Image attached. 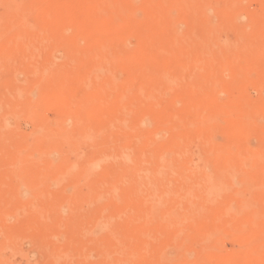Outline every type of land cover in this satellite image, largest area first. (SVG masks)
I'll list each match as a JSON object with an SVG mask.
<instances>
[{"label":"bare ground","instance_id":"obj_1","mask_svg":"<svg viewBox=\"0 0 264 264\" xmlns=\"http://www.w3.org/2000/svg\"><path fill=\"white\" fill-rule=\"evenodd\" d=\"M10 1L13 2V0H6V2H5L6 4L4 6V7H6L5 12L3 11V14H6V15H3V17L4 16L6 17L5 22L7 23V25H5V27L6 26L11 27L10 25L12 24V22H13V25H15V26H18V25L24 26L25 25V23H24V18H25L24 16L25 15H22L24 17L23 19L21 18V14H20L21 19L17 18V15L19 13L18 7L17 8L15 7L16 9H14L13 5H11V7L13 9L12 8L8 9V4ZM65 1L66 0H64V2ZM67 1H68V3H63V4H66V5H63V8H64V6H66L67 8H69V7L71 8L72 6H74V4L71 5L73 3V1H72V3L69 0H67ZM92 1H94V0H90L91 4H93ZM110 1H108V3ZM134 1H135V3L132 0V2L135 5L137 1L136 0H134ZM142 1H140V2H142ZM147 1H145V2H147ZM149 1L150 2L148 4L151 3V5H149V6H147L148 4H146L143 1V3H139L142 6H139V4H136V5H138V7L135 6L134 8L133 7L130 8L129 10H131L132 12L130 13V11H129V16H128L129 18H128L126 15L128 11L126 12L125 10L129 7L130 3L128 4L127 0H120V1L118 0V2L122 3V5H120L122 8H119L117 5L119 3L116 0L115 1L113 0L112 1L113 5H115L116 4L115 2H117L116 7L119 8V9H117V8H115V6L112 5L115 8V11L117 12V10H118V13H119V14L118 13L116 14V12L114 11V8H113L112 9L113 15L115 16V14H116L117 17L115 16V18H116V20H119L118 24H121L123 22L130 23L131 21H135L137 19L136 16L137 15L139 16V13L141 10H144V12H146L147 14L144 13L143 17H145V14H146V15H148L149 18H151L150 20L155 19V21H156L159 19L160 15L164 16L165 14H167L166 13L167 9L177 8V7H180L181 5H182V7H184L186 5V4L184 5L181 3L182 0H167L168 5L167 4L163 5V2H167L166 0L165 1L164 0H162V1L158 0L159 1L158 3L161 5L162 10L164 11L162 14H159V13H161V12H159L161 10L157 7L158 3H157V6L156 7L154 6V8L152 9L151 6L153 7L152 2H154V1H152V2H151V0H149ZM185 1L187 2V5H186L187 7H191V8L197 9V10L204 7L203 11L206 7V3L210 2V0H188V1L184 0V2ZM211 1H213V0H211ZM228 1H231V0H228ZM233 1L240 2L239 0L238 1L233 0ZM233 1H231L232 3L228 2L229 3V7H228L229 11L227 10V6H225L226 2L224 3L225 8L223 7L222 10L218 9L217 12H219V15L217 14V12L215 13V15L217 14V16H219L220 18H218L216 16L215 18L217 19V21H215L214 17H212L211 14H209L208 12L206 14L204 12L205 15L203 13V17L201 19L200 25L198 24L199 21H198V23L197 22L193 23L194 21L192 22V24L194 26L196 23L198 24V25L196 24L197 30H195V31L190 30L191 32L189 34L188 39H181L182 42H180V44L178 46L179 48L176 47V48L180 49V51L182 50L183 62L181 65H180V63L174 64L175 61H172V62L170 61V64H169V62H168L169 58L167 59L164 56L165 60H167V62L164 61L166 63L165 66L167 64H169V65H167L165 67V69L164 68L162 69L161 64H157V66L160 65V69H162L163 71L159 70V75H157V76L155 75L156 73H154L155 78L153 75H149L147 80H145V81L142 80V81H140L141 83H138V84H136L135 81L132 80V82H133L132 83L133 85H132V84H130L131 81L128 80L130 76H128V79L125 80L122 84L119 82V86L122 85L121 87L118 86V80L114 76L115 74L111 71V70L114 71L113 66H115V68H116L115 59H114L115 65H113L112 63H111V65H109V67L110 66L112 67V68L110 67L111 68L110 71L108 70L109 69L108 64L110 62H114L112 60H113V58H115L117 56V51L119 52L118 54H121L120 52L122 50L120 49V47L117 46L120 49V51L115 47L116 49L114 50V52H115L114 53L112 51L113 46L110 45L111 46L110 47L108 45L109 47H104L106 42L103 43V41L105 40V38L103 41H101L102 42L101 47H103V48L100 47V49L98 50L99 52L95 49L96 51L94 52V54L98 52L97 53L98 55H94L95 57L92 56L91 62L89 60H87L86 58H83L84 56L82 57L81 60H80V57H81L80 56L79 60L75 62L77 56L75 58L72 56V58H69L66 61L67 67H66L65 72L63 73V70L65 69L62 66L63 64L60 63L57 65L56 62L59 59L58 57L61 56V55H58L61 53V52L59 53V51L64 49L67 52V50L69 49L68 46H66L67 47L66 48L64 46L57 45L54 48H52V50L51 49L46 50V48H49L48 44H46L47 47H45L46 45L44 44V46H43L44 48L42 46H39L40 44L39 45L36 44L37 39L40 37V34L39 33L35 34V32L33 34H30L29 32H31V31L28 30L27 28H30V27L32 28V26H30V25L28 26V24L26 25V26H28L27 28L23 27V29H21L22 28L21 27L20 30L18 29V32H16V33L12 32L13 37L16 36L18 38L17 40L20 39V41L23 42V44H21V45L19 44L20 48H19V46L16 47L14 45L16 49L19 48V52H20L19 56L21 55V60L26 61V59H29V64H27V65H29L30 68L32 69L31 70L32 74H35V73L38 74V72L40 73L38 75H41L39 78V81H41V82H39V81L38 82L41 83V87L43 85H45L44 87H46V86L48 88L50 87L49 91H52V89H56L55 88L56 86L54 88H52L55 84L59 87V88L57 87V90H54V92H56V91L60 92L61 91L60 92L61 94L60 93L58 94V92H56L55 96L56 97L58 96V100L56 101L55 107H57L56 108L57 116H59L58 114H60L61 116H60V120H59V122H57V124H56V121H52V122H55L56 125L46 123L47 119L49 117L48 114L44 117V119L43 118L41 119L42 113H44V109H43L44 107L43 106L46 107L45 103H41V102H43V100L39 101L40 104L36 106L37 102L33 101V98H32L33 95H32V97H30L31 98V100H30L29 97L24 93V91L20 87H17V86L16 87L13 86V88H12L13 92H11V93H13L14 100H13V104H11V107H6L4 110H2L1 109L2 103L0 102V131H2V132L4 130L6 131V129L11 127L10 126L11 119L13 117L16 118L17 115L20 117V113H21V115L30 116L31 121L33 118L35 120V122H37V124H36L37 131L36 132H38V133H36V135L32 139L22 140L23 141L22 143L19 142V143H21L20 145L17 143L16 149L13 150L14 153L11 152V153H13V155L10 154V155H12L11 158L9 156V159L12 160V162H10V163L11 164L13 163V165L15 166V170H16V167H19L21 170L20 169H19L20 171L17 170L19 172V175H17V179H16L17 181L13 182L11 184V188L9 187L12 190L8 189L10 192L9 194H11V196L9 198L10 199L9 203L5 204L4 206H2L3 208L0 209V222L8 223L11 215H12L11 217L14 216L13 218L15 219L14 225L11 224L12 225L11 235L8 237V241L5 240L4 243H2V244L0 243V264H9L8 260L10 258L6 259L5 256H3V254H2V250L4 249V247L9 245V244H12V245L15 244L19 238L21 239L20 236L22 234L24 235V234H27L28 232H30V228H31L32 223L33 224L36 223L35 225L40 226V228H45L48 225V221H51V220H49V218H50L49 214L50 213L54 217L53 220L58 219V217H60L61 218L60 228L58 225H56V227L58 226L57 228H59V231L58 232L55 231V233L53 232V234H57V236H58V234H61L60 229H62V227H63V223H62L63 219L65 220L67 218V215L72 216V215H75V214L83 211V208H82V210L80 208L81 206L84 205L83 203H86V205H88V207L89 206H91V207L95 206L96 212L94 214L91 213V217H89L88 221L85 220L87 223L85 222L84 227L81 226L82 227L81 231L84 228V232H83L84 236L79 238L78 244L82 245V244L88 243V242L93 243V241L96 239H97L96 241H98L101 238H99L100 236H98L99 233L98 234L95 233V227L100 228V231H101L102 229H106L107 226L111 227L115 223H117V225H118V222L115 220L116 217H114L115 215L113 214V216H112L111 212L112 211L117 212L120 210L121 205L124 204V203H121L122 198H124V202H126V204H124V206H126V208L128 207L127 203H130V204L137 203L139 206V209L137 208V212H138V210H139V212L137 214L135 212L132 213L133 215H134V213H135V215H137V216H134V218H132V221H133L132 223L135 222L134 225L136 226V228L140 229V230L138 229V231L142 230L141 233L139 232L140 235L142 234L143 231L153 229V228H157L163 232L164 231L166 232V233L164 232L165 235H164V233L162 234L164 237H166V234H168V236H171V238L179 240L178 241L179 249L177 246H176V248L178 250L175 249L176 250L175 252L177 254L173 253L175 256L172 254V252H171L172 250L170 251L172 256L171 255L169 256L164 251L167 250L166 249L167 245L170 248L171 247L173 248V246L175 247L177 241L172 239L171 240L172 243H171V241L168 240L173 246H171V244H169V242H166L168 244H165L163 246L165 250H161L163 252L160 253L159 250L163 249V248H160V246H162V244H158V240L157 241L155 240L154 245H159L158 248L153 247V248L157 249L158 253L160 254V256H159V254H157L159 256L157 258L158 262H159L158 264H210L211 263L210 260H212L210 258L211 256H213L212 257L213 259H215V258L219 259V260L215 259L216 261L218 260V262H216L217 264H245L244 262L248 259L251 260V258L253 259V261L255 260V264H264V171H263L264 170V141H263L264 139L261 138V141H263V144L260 146L259 149H255V147H253V145H251V144H250V146H252L254 149H251L248 145H244V146L241 145L242 146L241 147L237 143V141H235V144L236 143L238 144L236 146L233 143L230 145H225L224 143H222L223 140L218 141V142L222 143V144L221 143L219 144L218 142H216L217 140H215L216 136L214 134V130L216 128V132H217V130H219V128H220L219 126H221V124L224 122V120L226 119V121H227L229 119V118L227 119V115L229 116L230 114H227L225 116L226 118H224V120L222 119L223 121L219 120V118L221 119L224 117V114H226V112H228V111L230 112L231 110L229 109V107H228V109L226 108L229 105H227L224 102L227 105L225 107L227 110L226 112L224 111V108L222 111H221L222 108L221 109L218 108L217 111L216 110L207 111V110H205L206 107L204 106V103H203L205 96H207L208 94L209 95H208V97H206L207 100L205 102L209 101V98H213L215 95L218 96V94L224 93V92H222V88H223L224 84L221 87V89H218L219 84H217V85L215 84V83L219 82L218 80H215L218 82L213 83L214 89L211 88V91H214V92L216 89V92H215L216 94L209 91L211 86L209 87L208 84H211V82H210V80H208L209 79L208 75L210 73L212 75L213 72H215V71L217 72L218 70H221V69L224 70L225 65L230 62L229 53L232 52L233 50H236L237 48L239 50L243 51V49L246 48V45L249 42L251 44V41H249V40L252 39L251 38L252 35H255L256 38H258V35H256V34H258V32L256 33V30L252 29L253 31H255V33H251V34L246 33V30H245L246 24L240 25V22L244 21L241 19V14H240V12L243 14V10H244L243 7L244 6H241L242 1L240 2V5L238 3L236 4L235 2L233 3ZM262 1H264V0H262ZM262 1H261V4L264 3ZM16 2H17L16 0H15V2H13L14 5ZM85 2L83 3V1H82L83 4H85ZM103 2L107 3V0H104ZM103 2H102V4H103ZM156 2H154V3H156ZM13 3H11V4H13ZM56 3L57 2H55V4H54V2H53L54 5H57ZM106 3H105V6H106ZM108 3H107V5H108ZM110 3H109V5H110ZM228 3H227V5H228ZM67 4L69 5V7ZM83 4H82V7L80 4L79 5L80 9L79 8L78 9L79 10L82 9V10L87 12V10H85L86 7H84ZM102 4H100V5L102 6ZM209 4H212V2ZM234 4H236L235 8L236 7L239 8L238 6H240L243 10L242 9L239 10L237 8L233 9V10H236V12L233 10H230V7L232 9L233 8L232 6H234ZM3 5H1V6H3ZM22 5L20 4V7ZM50 5L51 4H49V6ZM95 5L98 6L97 4H95ZM216 5H217V3H216ZM258 5L260 6V3ZM86 6H88L87 8L89 9V13H90L91 9L89 8V5H86ZM96 6H95V8H96ZM112 6H108V7L111 8ZM186 6L183 9L186 10ZM219 6H220V4H219ZM221 6H223V5H221ZM23 7L24 6H22V8ZM43 7H46V6H43ZM92 7L94 8V6H92ZM263 7H264V5H263ZM97 8H99V7H97ZM149 8H151L153 11L154 10L155 11L153 12ZM156 8H158V9H156ZM49 10H50V7H49ZM82 10L80 11L81 13H78V16L75 15L76 18H74V19L76 20V23L78 21L80 22V20L82 19L81 17H84V16H82L84 14V13H82ZM177 10L180 11L181 9L178 8ZM68 11H65V12H67V14L69 13V16L67 14H66L67 16H65L64 15L65 12L64 13L62 12L63 14L59 17L58 20H60L61 22H64V21H62V18H63L62 16L64 15V18L65 17L71 18V19L66 18L68 20V22H69V20L71 22H73L74 16L70 17L72 15L70 14L71 12H68ZM100 11L101 10H99V11L97 10L96 12H98V14H99ZM109 11L111 12V10H109ZM176 11H174V12H176ZM182 11L180 12V15L176 14V13L173 14V16H175V15H178V16H176L175 18H170V19H173L172 23H171V20L169 19L171 24L169 25V23H168V26L173 27L172 30L174 32H176V30H174V28L176 29V27H177L178 19L187 16L185 11L184 10H182ZM231 11H233V12H231ZM20 12H22V11H20ZM31 12H29V13H31ZM59 12H61V10ZM96 12H94L93 14H95ZM114 12H115V14H114ZM174 12H172V13H174ZM195 12H196V10H195ZM57 13H58V11H57ZM72 13L75 14L76 12L75 13L72 12ZM87 13H85V15ZM142 13H143V11H141V14ZM98 14H95V16L99 17L100 14L99 15ZM141 14H140V18H141ZM239 14H240V17H239ZM261 14H264V13L261 12ZM49 15H51V14H49ZM120 15L124 18V20L120 19L121 18ZM29 16H30V14H29ZM221 16H222V19H221ZM250 16L253 17L255 15H250ZM77 17H79V18L77 19ZM91 17H92V14H91ZM105 17H104L105 22L103 21V23H105V24H103V26H102V31H104V30L106 31V29H105L106 27L104 25H106V22L108 24V21L105 20ZM143 17H142V22L145 19V18L143 19ZM148 17L146 16L145 20H147ZM259 17H263V15H259ZM2 18H0V19H2ZM95 18H97V17H95ZM125 18H128V19H125ZM238 18H240V19H238ZM187 19H189V18H187ZM237 19H238V21L239 20H241V21L238 22ZM262 19H264V17L261 18V20ZM31 20H35V17H33V19H31ZM248 20H249V17H248ZM2 21H3V19H2ZM52 21H54V19ZM82 21H84V20H82ZM93 21H95V20L93 19ZM96 21H97V19H96ZM99 21H100V19H99ZM109 21H110V19H109ZM155 21H154V23H155ZM5 22H3V23H5ZM15 22H16V24H15ZM144 22L146 24L144 26H147V28H148L149 23H146L147 21H144ZM149 22H150L149 25H151L152 21H149ZM156 22H158V21H156ZM236 22H237L238 26L240 25L239 26L240 28L237 27V29L239 28V29L243 30L245 28L244 29L245 32L240 31L238 29V31H240L239 34L236 35L235 38L233 36L232 37L233 40H231L229 43H227L230 40L229 37H228L229 40L228 41L226 40L227 41L226 43L221 42L223 40V37H222V40L219 41L218 36H220L221 33H218V32L219 31L221 32V29L223 30V27L224 28L226 27L225 30H227L228 29L227 27H230V26L236 27L237 25L236 26L234 25V24H236ZM17 23H18V25H17ZM60 24L57 23V26H60ZM70 24H74V23H70ZM70 24H68V26ZM111 24H109L108 26L111 28H112V26L117 28V25L115 26L114 21H112ZM133 24L138 26L139 23H137V24L133 23ZM231 24H233V25H231ZM1 25H3V24H1ZM62 25H64V24L62 23ZM93 25L95 26V24H91L92 27H93ZM242 25H244V28L243 27L241 28ZM15 26H13V27L16 28ZM108 26H107V30L109 28ZM141 26L142 25L140 24V27ZM166 26H167V24H166ZM179 26H180V23H179ZM194 26L192 28L191 27L190 28L194 29ZM198 26H199V28H198ZM247 26H248V24H247ZM2 27H0V28L2 29ZM40 27H41V25H40ZM62 27L66 28V26H62ZM14 28H12L13 31H16L17 28L16 29H14ZM56 28L59 29V27H56ZM95 28L97 29V27H95ZM103 28H104V30H103ZM134 28H135V26H134ZM168 28H167V30H168ZM4 29H7V27ZM32 29H34V28H32ZM40 29L41 28H39L38 30H40ZM61 29L59 30L60 32H61ZM114 29L110 30V33H112V34H110L108 36L112 37L113 32H111V31H114ZM117 29H120V27ZM117 29H115L116 30L114 32L115 35H113V36L117 35L116 34ZM133 29L131 30V28H127V30H125V28H124L123 29L124 32H122L123 30H120L121 33L118 34V36L119 35L124 36V34H125V36H127V38H129V37L132 38V36H137L136 31H135V33H133L134 35L129 36V37H128V34H126L125 31L130 32V30H131V32H133ZM170 29L171 28H169V30ZM178 29H177V31L179 32ZM43 30H44V28H43ZM43 30H41V31H43ZM55 30H57V29H55ZM134 30H136V29H134ZM167 30H165V27H164V31H167ZM8 31L10 32L12 30H8ZM64 31L62 30V32H64ZM92 31L90 32V34L92 33ZM105 31H104V33H105ZM187 31H188V29H187ZM6 32L7 31H5V33H3V34L1 32V34L6 35ZM44 32H45V30H44ZM55 32H58V30ZM94 32L95 31H93V33ZM108 32H109V30H108ZM167 32L170 33L171 30L167 31ZM167 32L166 33L163 32V34L165 33L167 35L168 34ZM228 32L230 33L231 30ZM180 33H181V31H180ZM184 33H186V32H184ZM1 34H0V36H1ZM42 34H41V36H42ZM67 34H69V33H67ZM96 34H102L101 30H100V33H96ZM96 34H94V35H96ZM103 34H102V36H103ZM147 34L145 33L144 35L147 36ZM247 34H249V36H247ZM94 35H92V36H94ZM263 35L261 38L259 37L261 40H264ZM104 36H106V35L104 34ZM108 36H107V38H108ZM165 36H163V37H165ZM228 36H231V35L228 34ZM248 37H250V38L247 40ZM9 38H10V36H8V39L5 40V45L9 41ZM40 38H41V41L43 39L47 40L46 37H43V39H42V37H40ZM92 38H95V37H92ZM98 38H100V37L98 36ZM98 38L96 37L97 42L99 40ZM117 38L118 39H116V42L119 41V43H120V42L124 41L123 40L124 37L122 39L123 41L120 40L121 38H119V37H117ZM151 38L152 37H150V42H148V43H151ZM51 39L53 40V38H51ZM139 39H141V37ZM147 39H149V38H147ZM147 39H146V41H148ZM260 39H259V41H260ZM13 40L15 41V38ZM100 40H102V39L100 38ZM142 40H143L142 42L140 41L141 43L135 42V46L136 45L138 46V44L140 45V46H138L141 49L140 53H139V50H137V48H138L137 46H136L137 47L136 50H133L134 46H132L131 48L128 47L131 49L130 51L133 52V55H135L134 51L137 54L139 53L138 54L139 58L142 57V56L140 57V55H141V51H142V47L144 46V43H145V46H149V44L145 41L144 38H142ZM82 41L83 40H81V42ZM106 41H109V40H106ZM259 41L257 43H260V45H261L263 42L262 41L259 42ZM49 42H50V40H49ZM255 42L256 41L254 40V43ZM42 43H44V42H42ZM45 43H47V41H45ZM99 43H100V41L98 42V44ZM119 43H117V44L119 45ZM98 44H97V46L99 47ZM163 44L161 43L160 45H158V48L161 47V45H163ZM16 45H17V43H16ZM125 45L126 44L124 43V46ZM171 45H174V44H171ZM262 45H264V44H262ZM80 46H83V45H80ZM97 46H96V48H97ZM4 47H6V46H4ZM1 48H2V45L0 46V58L2 59V58L6 57V60H8V59L10 60V56H9V58H7L9 53L7 54L5 52L6 50H4V49L1 50ZM15 48H13V49H15ZM93 48H95V47L93 46ZM156 48H157V44H156ZM174 48H175V46H174ZM248 48L246 49V51L249 50ZM165 49L166 48L164 46V50ZM168 49H169V47H168ZM258 49H260V48H258ZM92 50L93 49L91 48V50L90 51L88 50V51L90 53L91 52L93 53ZM250 50L252 51V49H250ZM7 51H8V49H7ZM159 51L160 50H158V52ZM165 51H169V50H165ZM173 51H174V49H173ZM259 51H262V50L260 49ZM161 52L162 51H160V53H158V54L162 56ZM255 52H256V50H255ZM255 52H253V53H255ZM257 52L255 53V55H257L258 57L262 55L261 53L257 54ZM16 53H17V51H16ZM90 53L87 52L86 54L85 53L84 54L86 56H88V55H90ZM92 53H91V55H93ZM126 53H127V51L125 52V55H126ZM10 54H12V53H10ZM115 54H116V56H114ZM259 54H261V55H259ZM70 55H71V53H70ZM123 55H124V52H123ZM154 55H157V54L154 53L153 57H155ZM159 55H157V56H159ZM11 56H13V55H11ZM118 56L121 57V55H118ZM118 56H117V60L119 58ZM153 57H151V58L149 57V59L152 60ZM262 57L263 56H261V58ZM73 58H74L75 63L74 62L71 63V61H73ZM131 58H133V57H131ZM143 58L145 59V57H142V59ZM159 58H160V56H159ZM89 59H90V56H89ZM175 59H176V56L174 57V59H171V60H175ZM205 59H207V61H205ZM239 59H241V58H239ZM60 60H62V59H60ZM86 60L89 61V63ZM176 60H178V59H176ZM201 60H202V62L205 61L206 64L201 65ZM256 60L254 62H252V64L250 63L251 67L247 66V67L251 68L250 69L251 71L253 70L252 68H253V65H255V64L256 65H261V64L264 65V63L262 61H261V63L258 64ZM63 61H64V59H63ZM145 61L139 62L140 67L135 66V67H138V68H135L136 73L138 70H141L140 64L144 63ZM199 61H200V64H198ZM258 61L260 62L259 59H258ZM1 64L2 63L0 62V65ZM246 65H247V63H246ZM227 66H228V64H227ZM1 67L2 66H0V70H1ZM259 67L260 66H256L255 71H257L256 68L258 69ZM262 67H264V66H261L259 68V71H262L264 69ZM2 69H4V68H2ZM229 69L227 67V71ZM72 70L74 71V73L72 74V77L67 76L69 71H72ZM133 70L134 69H132V71H130V73H132V72L134 73ZM245 70H247V68ZM160 71H161V73H160ZM224 71H226V68ZM251 71H249V73H248V70L243 72L244 74L247 73V75L245 74V77L247 76L248 79H250V80H251V77H249V74L251 73ZM255 71L253 70V72H255ZM21 73H23V72L21 71ZM133 73L129 74V75H132V76L134 75V79H135L136 73H134V74ZM32 74H30V75H32ZM37 74H35L34 76L36 77ZM120 74H121V72H120ZM235 74L230 76V77L237 76V74L236 75ZM238 74H241V73H238ZM74 75H76V76H74ZM151 76H153V77H151ZM223 76H224V74H223ZM243 76L241 75V77H243ZM224 77H222V78H224ZM237 77H240V76H237ZM247 77H246V79H247ZM17 78H18V76H17ZM64 78H66L68 80H72V82L76 81V80H77V82L80 81V83H78L80 85L82 82L88 83L86 85L87 86L86 91L83 90V86L81 87V89L84 92L80 89V91H82V92L79 93L78 95L81 96L80 97L81 99L79 98V96L73 94L72 92L70 93L69 90H68V92H66L62 88V86H60V83L63 84V86L66 88V90H67L66 85H68L70 87V85L68 84L69 83L68 81H67L68 83L66 82L67 84L65 83L66 85L64 84V82H62ZM71 78H74L76 80L71 79ZM198 78H199V80H202V82H200V85L201 84L204 85L203 80L205 79L204 80L205 85L209 87V90L207 89L208 87H206L204 85V89H206V91L203 90V92L205 93V92L209 91L210 93L208 92V93L204 94L201 90V92H199L200 95L196 96L194 91H197V93H198V91H200V89L203 88V87H201L203 85L200 86L201 88L199 90H197V88H196V90H194V91H192L193 89L191 90L193 93L189 92V94H191V93L193 95L195 94L194 97H192L193 95L191 94V97L193 99L195 97L196 98L198 97L196 100H197V102L199 101V103L198 104L196 103L198 106H197V108L194 109V110H196V109L197 110L195 111V113H194V111L192 113L190 112L191 114L189 112H186L189 114L187 116L188 118H190L191 115H193V113H194L191 120L189 121L190 125H189V127H186V130L185 129L183 130V127L180 125L179 126L182 127V129L181 128L177 129V127H179V126L176 124H175L176 125L175 126L170 120V117L172 116V114L169 115V112L167 113V112L162 111V110H165V108H167V106L164 107L165 105H163V103L168 101L171 98V96L175 95L178 92V90L180 89V87H182V85L185 82L191 81L192 79L195 81V79H198ZM27 79H28V77H27ZM212 79H213V77H212ZM246 79H244V80L246 81ZM225 80H227V77L225 78ZM234 80H235V82H237L239 84L240 78H239V80H237V79H234ZM245 81L241 80V83L243 82L246 84L244 88H246L248 86L247 84L250 83L249 81H248V83H246L247 81L246 82ZM21 82H22V80H21ZM23 82H25V81H23ZM36 82L34 83L35 89H36V86H38V87L40 86V84H37ZM42 82L44 83L43 85H42ZM255 82H256V80H255ZM14 83H15V81H14ZM58 83H59V85H58ZM134 83H135V86L140 84L139 85L140 87L139 86H138L139 88L137 87L138 89L137 88H135L136 90L132 89L133 93L135 92L134 95L137 92L136 97L137 96H139V97L136 98L134 95L133 96L131 95V98L133 97L132 102H134L133 101L134 98L139 102L140 98H142L143 96L144 97L146 96L145 102H148V103L150 102V105L148 107L145 105L146 104L145 102L143 103L144 104L143 106H146V109L149 107L150 108L154 107V105H159L161 103H162L161 105H163L162 107H161V105H159L161 107L160 108L161 110L158 109V111L156 109L154 110V108H152L154 112L157 111L155 113L150 110L151 112H153L155 114V119H154L156 121L155 124L158 122L156 124V126L153 125L154 126L153 128H152V126H150L151 128H149V125L148 126L145 125L148 128H145V126L143 127V119L146 117V115L144 113H146V111L143 113L144 116L142 114V118H143V119L141 118L142 121L140 120V117H138V119L136 118V120H134L132 118L133 120L130 119L131 121H129V119L126 118V119H123V121L118 120L119 122L115 123V121H117V120H115L117 117L115 118V116L112 114V112L116 116L119 115V114L117 115L116 113L121 114L123 112L124 118H125V114H127L130 110H134V108H131V107H133L134 103L132 104L131 102L128 101L129 103L127 104V101H125V104H124L123 97L121 95L118 96V94L121 91H128L127 88L129 86V84L132 87V86H134ZM188 83H186V88L188 86L187 85ZM191 83H193V81ZM251 83H253V82H251ZM251 83H250V85H251ZM194 85H196V82L194 83ZM194 85L191 84L189 86H194ZM215 86H218V87H215ZM233 86L236 89H237V87H239V89H237V90L234 89L236 92L233 90L234 91L233 95H235V94L238 95L241 93L240 92L241 88H243L244 85L243 86H236V84L233 83ZM118 87L120 90L118 89ZM195 87H197V86H195ZM4 88H6V87H4ZM61 88L66 93L62 92L63 90H61ZM191 88H193V87H191ZM42 89H43V87H42ZM246 90H245V92H246ZM219 91H221L222 93L221 92L219 93ZM242 91H244V89ZM31 92L33 93L32 90H31ZM116 92H119V93H116ZM237 92H238V94H237ZM64 93L67 94V96H65ZM125 93L128 96L127 92H125ZM211 93H213L214 96ZM112 94H114V95L117 94L116 97H120V98L122 97L121 100L123 101V103H120L116 100L119 104H121L120 111H119V109H117L120 106L119 104H116L117 105V108H116L117 111H116V109L115 110L111 109V111L108 110V108H109L108 107L109 106L108 105L109 104L108 99L110 98V96H112ZM201 94L204 95V98H203V96H201ZM51 95L54 96L51 93L49 94V96L48 95L46 96V99L49 101V105H50V101L53 102V104H55L54 101H52L50 99ZM126 95L124 96L125 99H127ZM210 95H212L213 97ZM241 95H238V96H241ZM216 96H215V98H216ZM69 97L70 98L75 97V99L72 98V101L75 100L74 104L77 107L75 106V108H74V105L73 106L70 105V101H69L70 98ZM224 97H222V98H224ZM227 97L229 98V96H227ZM200 98L201 99L203 98V99L201 100ZM54 99L56 100V98H54ZM90 100H92V101H90ZM93 100L96 101V103H97L96 105H92L93 103L92 104L90 103V102H95ZM136 100H135V102H136ZM143 100H144V98H143ZM147 100H149V101H147ZM226 100H227V98H226ZM252 100H250V101H252ZM116 101H115V103H117ZM217 101H219V100H217ZM220 101H224V100L221 99ZM259 101L257 100V102L261 103V100H259ZM22 102H24V103H22ZM44 102H46L45 99H44ZM101 102L104 105L107 104V108H106L107 112H105V113L113 115L112 118L114 117V119H113L114 123L116 125L118 124L117 125V127H118L117 128L118 138H115V137L109 138L108 137L109 139H107L105 142V139H106V137H105V139L103 140L104 143L101 144L102 143L101 142L100 143L101 145L99 144L101 147L100 149H98L99 145L95 143L96 145H98L97 146L98 148L97 149L95 148L94 150H96V151L93 150L91 152V154L89 155V157L83 158L82 156H77L76 159L73 160L72 159L73 157H71V152L72 151L75 152V150L78 151V148H81V147H87L90 145L93 146L94 140L97 138L96 136L99 134V132H101V129L97 128L100 125L98 126V124H96L97 125V127H96V125H94V123H93L94 122L93 118H95V116H96L93 114H97L96 109L95 110L90 109V106L93 108L94 107L97 108L98 106H100ZM106 102H108V103H106ZM138 102H136L137 105L139 104ZM136 103H135V105H136ZM148 103H147V105H148ZM178 103H180V100H178ZM259 103H257V104H259ZM22 104H23V106H22ZM129 104H132V106ZM166 104H167V102H166ZM245 104H246V102H245ZM252 104H253V101L251 102V104L249 106L251 108L245 107V109H244V106H243V108H240V109H244V110H241L240 113L237 114V115H239V118H237L238 117L237 115L235 116V118H236L235 120L238 119L236 121L238 123H236L235 121H233L234 122L233 123L232 122L233 118L232 119L230 118L231 123H233L232 126H234V124H235V126H236V127L234 126L235 128L234 127L231 128L230 125L228 126L227 124L225 125L226 127H224V125L222 124L221 129H223L225 131V129L231 128L232 130L230 129V131L234 132V129L236 130V128H237L236 124H238V127L242 128V126H243V129L240 128L241 129L240 131H244V129L247 128V126H249L248 129L251 128L250 127L252 125L251 123H256L255 122L256 119L260 120V119L264 118V114H261V112H258L259 110L256 109L257 107H255V105H257V104H254V106ZM135 105H134V107H135ZM181 105H182V103H181ZM40 106H42V107H40ZM223 106H225V105H223ZM51 107H54V105H52V103H51V106L49 108H51ZM195 107H196V105H195ZM207 107L209 108L208 105H207ZM253 107H255V108L253 109ZM258 107L260 108V106H258ZM138 108H140V107H138ZM162 108H164V109H162ZM39 109H41L43 112H40L41 110L39 111ZM135 109H137V108H135ZM191 109H192V107H191ZM58 110H60V111H58ZM232 110H233V114H235V112H234L235 109H232ZM261 110L264 111V108L262 107ZM136 111L137 110L134 111L136 113V115L140 116V113L137 114ZM150 111H149V114L151 113ZM199 111H201V113H199ZM46 112L49 113L48 111H46ZM100 112H103V111H100ZM196 112H198V114H196ZM98 113H99V111H98ZM91 114L93 115L92 118H90ZM149 114H148V117H149ZM159 114L161 116H163L162 114H165L164 116L168 115V117L166 116L167 119H169V121H170V122L168 121V123H171V126L173 124V126H172L173 135H171L172 136L171 138H164L163 140H161L162 138L159 139V137H160V136H158L159 131L161 132L163 127L168 126L167 121L166 122H164L165 120L162 121L163 119H165V117L163 116L164 118H162ZM88 115H90V116H88ZM99 115L104 116L101 113ZM232 116H234V115H232ZM88 117L90 118V120ZM251 117H253V119ZM100 118H102V117H100ZM109 118H108V120L110 121L111 118L110 119ZM160 118H161L160 121L156 120V119H160ZM173 118H175V117H173ZM250 118L252 119L253 122L248 120L251 123L247 122V124H249V125H247L244 128L245 125H243V124L246 122L247 119H250ZM254 118H256V119H254ZM99 120L100 119L98 118V121ZM146 120L147 119L145 118V121ZM150 120L152 121V119H150ZM91 121H93V122H91ZM102 121H103L102 119L99 121L100 124ZM105 122H107V120ZM219 122H222V123L219 124ZM146 123H148V122L146 121ZM227 123L229 124V121ZM257 123H256V126L258 125V127H260V125H261V129H260L261 130L260 134H261L262 131L264 132V130H262V129H264L262 127L263 126L262 123L264 124V122H262V123L259 122V124H257ZM103 124L104 123L102 122V124H101L102 127H103ZM106 124L108 125V123H106ZM110 126H111V124H110ZM217 126H218V129H217ZM104 127H105V125H104ZM115 128H116V126H115ZM221 129L219 131H223ZM237 129L238 130H236V132L238 134L239 128H237ZM104 130H106V129L104 128ZM245 131H247V129ZM236 132H234L233 134H236ZM32 133H34V132H32ZM191 133H192L193 137L195 138L194 141L195 140L198 141V145H197L196 149L192 148V146L189 144L187 146V145H183L181 143V138L185 137V135H190ZM113 134H115V133H113ZM213 134H214V137H213ZM222 134L223 133L221 132L220 135H222ZM225 134H227V133H225ZM229 134H230V132H229ZM253 134H254L253 137H255V133H253ZM2 135H4V134H2ZM106 136H109V135H106ZM115 136H117V135H115ZM244 136H246V134H244ZM29 138H30V136H29ZM166 139L167 140L171 139V140H169V143H167ZM254 139L257 140L256 137ZM249 140H251V139H249ZM259 140H257V141L259 142ZM258 142H256V143H258ZM7 143H10V142H7ZM12 143H13V147H14L16 142H12ZM246 143H250V142H245V144ZM168 144L170 146H173L172 149H170L171 147H169V149L167 148ZM183 146L184 147L186 146V147L184 148ZM227 146H229V149ZM239 146H240V149H237L236 147H239ZM129 147L130 148L132 147L133 149L132 148L129 149ZM233 147H235L236 150ZM257 148H258V146H257ZM84 152H86V151H84ZM195 152L200 155L201 158L199 157V159L202 160V163H200L199 165L196 163L197 161L194 162L195 158L193 159V155L195 154ZM55 153H58V154L60 153L59 154L60 158L58 160H55L53 158ZM224 153L226 155H227V153L228 154L230 153V154L226 156V155H224ZM222 154L225 157L224 156L222 157L221 156ZM197 158H198V155H197ZM5 160H6V158H5ZM105 169H113L114 170V172H113L114 173L113 174L114 179H113V181L111 180V183L109 186L101 189L100 186H99V188L97 187L98 184H97V186L95 185V182H96L95 179H97L95 177L99 176V173H101ZM29 171H31V172H29ZM104 174L106 175V173H104ZM100 176H101V179H103L102 174ZM52 179L59 181V183L57 182L58 184H60V183L65 184L63 187H61L60 191L58 192L59 193V194H57L58 196L56 194H54V197H57V198H55V200H54L55 206H53L51 208L53 210H51L47 206V204L45 205V201H42L43 203L40 202L41 200L39 201V199H40L39 194H41V193H39L40 188L43 186V183H45V182L49 183L50 180L53 181ZM82 179L86 180V183L89 182L88 186H90V189H89V187H87V189L89 190L88 192L82 191V188H81V183H82L81 180ZM237 179L240 181L239 185L235 183V180H237ZM84 180H83V182H85ZM93 180H95V182ZM41 184H42V186L40 187ZM68 184H70V185L75 184L74 185V187H75L74 193L71 195L70 194L66 195V192H65V190L67 191L66 185H68ZM60 186H61V184H60ZM50 187H51V185H50ZM69 187H68V191H69ZM25 188L29 191V197H27L28 195L26 196L24 193ZM83 188H85V187H83ZM63 190L65 193L63 192ZM169 191L174 193V195H175V193H178V195L176 194L177 197H174L172 199H165V197L167 198L169 196V194H168V196H166L165 193L166 192L171 193ZM7 193H8V191H7ZM43 194L45 197V193H43ZM59 195H61L60 198H59ZM6 196H8V194ZM161 198L165 199V200H162ZM57 200H59L58 203H57ZM3 203L4 202H2V204ZM126 211H128V210H126ZM29 213H32L35 216L32 221L27 220V218L30 216H28V217L25 216V215H28ZM130 215L127 216V219H128V217H130ZM122 217L123 216H121V218ZM135 217H137V218H135ZM223 217L225 218L224 222L221 221L222 222L221 224L216 223L215 220L217 218H223ZM118 218H119V216L116 219H118ZM122 219L124 222L125 221L124 218H122ZM201 221H202V223L205 222L207 224V230L205 232V237L207 240L203 237L204 236V233H203L202 237L204 240H206V242L204 241L203 247L201 250H199V249L195 250V251H197L196 252L197 256H195V259H192V258H190V256H187L184 253V251H186L188 248V247H186L187 245L185 246L184 234L186 232H187V235L190 234L191 232L189 233L187 231L188 228H189V230L193 229L194 227H196V225H197L196 223H200V224H198L200 226H197V227H201V225H202ZM130 222H131V220H130ZM64 223H65V221H64ZM132 223H130V224L132 225ZM128 224H126L125 226H128ZM92 225L94 227H92ZM134 225H132V226H134ZM192 225H193V228H190ZM25 227H26V230L24 232L22 230ZM132 230H134V229L132 228ZM160 230H158V231L160 232ZM120 231L123 232V230H121V229H120ZM120 231H119V233H120ZM124 232H123V234H124ZM129 232L130 231H128L127 235L131 236V235H129ZM200 232H201V229L199 230V233ZM143 233H145L146 235H147V233L150 234L149 232H143ZM161 233L162 232H160V234L159 235L157 234V235H158V238L163 239V237H161ZM117 234H118V232H117ZM130 234H131V232H130ZM116 235L114 238H116L117 240L120 239L119 237L117 238L118 235L117 236ZM199 235H201V234H199ZM3 236L6 237L4 234H3ZM112 236H114V235H112ZM125 236L126 235L124 234L123 239L126 238ZM128 236H127L128 239L126 238L127 241L129 239L132 240V238L128 237ZM148 236L150 237V235H147V238L149 239ZM41 237H42V235H41ZM41 237H39V238H41ZM114 238L112 237V242L114 241ZM147 238H146V240H142V243L147 244V245L144 246V244H142V246L141 245L139 246L140 248L146 247V248H144V249H146L145 251H147V246H149L148 244H151V243H148L149 241L147 240ZM151 239H152V237H151ZM151 239H149V240H151ZM164 239H163V241H164ZM226 239H229L231 241L232 247H229V248H233V249H230V251L227 253H225L224 251L222 252V247L227 243ZM135 240L137 243L140 242L138 237H137V239L135 237ZM46 241H47V238H46ZM174 241L176 243H173ZM114 242L112 245L110 244V246L108 248L104 247V249H103L101 247L102 248V249H100L101 253L99 252L100 259H98L97 262H95L96 264H145V263L149 264V262H146V261L149 259L150 253L145 252V254H144L142 252L144 250L143 249L142 251H139V253L136 255L132 251V246L134 245L133 242L131 244L132 246H130V248H128V249L124 245V242L122 241V239H120L119 242L118 241H116L115 243ZM156 242H157V244H156ZM159 242L161 243L162 240H160ZM186 243L187 244L189 243L188 240ZM18 246H19V244H18ZM49 246H50V244H49ZM49 246H48V248H49ZM134 246H136V244ZM151 246L152 245H150V247ZM169 247H168V250L170 249ZM8 248H9V246H8ZM48 248H47V251L49 250ZM185 248H186V250H185ZM70 250L67 249L63 252L60 251L61 253L55 252L54 254H51V256L49 257V262H47V263L48 264H71L73 261V258H75V257H74V255L70 254V252H71ZM133 250H138V249H133ZM192 251H193V249H191L190 252L192 253ZM140 252H142V253H140ZM89 253H91V252H89ZM9 255H11V253ZM152 257L154 258L155 255L150 256V258H152ZM209 258H210V260H209ZM151 261H152V259H151ZM151 261H150V264H151ZM212 262H214V260ZM36 263H38V262H35L34 264H36ZM153 263L155 264V262H152V264ZM15 264H17V263H15Z\"/></svg>","mask_w":264,"mask_h":264},{"label":"rangeland","instance_id":"obj_2","mask_svg":"<svg viewBox=\"0 0 264 264\" xmlns=\"http://www.w3.org/2000/svg\"><path fill=\"white\" fill-rule=\"evenodd\" d=\"M4 1V2H3ZM17 2V4L19 5H17L16 3H15V5H14V3L13 2H15V0H13V2L12 1H10L9 2V4H8V9H10V8H12L11 7V5H13V7H14V9H16L17 7H18V10H19V13H18V15H17V18H20V14H21V18L23 19L24 17V23H25V25L24 26H20V25H18V23H17V25L18 26H15V25H13V22H12V24L10 25L11 27H9V26H6L7 27V29H4V28H6L5 27V25H7V23L5 22L6 21V17L4 16L3 17V15H6V14H3V11L5 12V8L6 7H4L5 6V2H6V0H0V18H2L3 19V21H2V19H0V27H2V29L0 30V34H1V32H2V34L3 33H5V31H7L6 32V35H2L1 34V36H0V46L2 45V48H1V50L2 49H4V50H6L5 52L8 54V57L7 58H9V56H10V60L8 61V60H6V57L5 58H0V62L2 63L0 66H2L1 67V70H0V102L2 103L1 104V109L2 110H4L6 107H11V104H13V100H14V96H13V93H11V92H13L12 91V88H13V86H17V87H20L23 91H24V93L29 97V99L31 100V98L30 97H32V95H33V101H35V102H37V104H36V106L37 105H39L40 103H39V101H42L43 100V102H41V103H45L46 104V107L45 106H43L42 104V106L44 107L43 109H44V113H42V116H41V119L43 118L44 119V117L48 114V119H47V122L46 123H48V124H52V125H56L57 124V122H59V120H60V114H58L59 116H57V113H56V108L57 107H55V105H56V101L58 100V96L56 97L55 95H56V92H58V91H56V92H54V90H57V85L55 84L52 88H54L55 86V88L56 89H52V91H49L50 90V87L48 88L47 86L46 87H44L45 85H43L44 83L42 82V87H43V89H42V87H41V83H39V82H41V81H39V78H40V76L41 75H38V74H40L39 72H38V74L37 73H35V74H37L36 75V77L34 76L35 74H32V72H31V68H30V66L29 65H27V64H29V59H26V61L24 62L23 60H21V55L19 56V54H20V52H19V48H20V46H19V44L21 45V44H23V42L22 41H20V39L19 40H17L18 38L16 37V36H14L13 37V34H12V32L14 33H16V32H18V29L20 30V28L21 29H23V27L24 28H27L29 25L30 26H32V28H34V29H32L31 27L30 28H27L28 30H30L31 32H29L30 34H33L34 32H35V34L36 33H39L40 34V37H42V39H43V37H46L47 38V40H45V39H43L42 41H41V38L39 37L38 39H37V42H36V44H40L39 46H44V44L46 45V44H48V47L49 48H46V50H49V49H51L52 50V48H54L55 46H57V45H59V46H64V47H66V46H68L69 47V49L67 50V52H66V50H64V49H62V50H60L59 51V53L60 54H58V55H61L60 57H58L57 59H58V61L56 62V64L58 65V64H60V63H62L63 65V67L65 68L64 70H63V73L65 72V70H66V67H67V65H66V61L69 59V58H72V56L75 58L76 56V60H75V62L76 61H78L79 60V57H80V60L82 59V57L83 58H86L87 60H89L90 62H91V60H92V56H94V55H98L97 53L99 52L98 50L100 49V47L102 46V42L101 41H103L104 40V38H105V40L103 41V43H105V46L104 47H109L110 45L111 46H113V52H114V50L117 48L119 51H120V49L122 50L120 53L121 54H118L119 52L117 51V56L118 55H121V57L120 56H118L119 58H118V60H117V56H116V54L114 55V56H116L115 58H113V60L112 61H114V59H115V61H116V68H115V66H113L114 68V71L113 70H111V68L109 67V65H111V63L113 64V65H115L114 63H115V61L114 62H110L109 64H108V70L110 71H112L114 74V76L116 77V79L118 80V86H119V82L122 84L125 80H127L128 79V76H130L129 77V79L128 80H130L131 81V83L130 84H132L133 82H132V80L133 81H135V83L136 84H138V83H141L140 81H145V80H147V78L149 77V75H153L154 76V78H155V75L157 76V75H159V70H161V71H163L162 69L164 68L165 69V67L167 66V65H169L170 64V61L172 62V61H175L174 62V64H179L180 63V65L182 64V62H183V54H182V50L180 51V49H178L179 47V44H180V42H182L181 41V39H188V37H189V34H190V32L193 30V31H195V30H197V25L199 24L200 25V23H201V19H202V17H203V13L205 12L206 14H207V12L209 13V14H211L212 15V17H214V19H215V21H217V19L215 18L216 16H217V14L219 15V12H217L218 11V9L220 10H222L223 9V7H224V5L225 6H227V10L229 11V9H228V7H229V3L231 2V1H233V0H231V1H228V0H213V1H211L210 0V2L209 3H211L212 2V4H209V3H206V7H205V9H204V11H203V8H201V9H194V8H191V7H187L186 5H187V2L185 1L184 2V0H182V4H186L185 6H186V10L185 9H183V8H185V6L184 7H182V5L180 6V7H177V8H173V9H167L166 10V13L167 14H165L164 16L163 15H160V17H159V19L158 20H156V21H158V22H156L155 21V19H153V20H150L151 18H149L148 17V15H146L147 13L146 12H144V10H141V11H143V13L141 14V11H140V13H139V16L137 17L136 16V20L135 21H131L130 23H125V22H123V23H121V24H118L119 23V20H116V18H115V16H116V14L118 13V10H117V12L115 11V8H117V9H119V8H122L120 5H122V3L121 2H118V0H116L119 4H117V2H115L117 5H118V7H116V4L115 5H113V0H107V3H108V1H110L109 3H110V5H109V3H108V5H107V3H106V6H105V3L103 2L104 0H94V1H92L93 2V4H91V2H90V0H69L71 3H72V1H73V3L71 4L70 2V4L71 5H73L74 4V6H72L71 8L69 7V5H68V7L69 8H67L66 6H64V8H63V5H66V4H63V3H68V1L66 0L65 2H64V0H16ZM22 1V2H21ZM52 1V2H51ZM82 1H83V3L85 2V4H83L82 3ZM97 1V2H96ZM115 1V0H114ZM120 1V0H119ZM128 1V4H129V7L125 10L126 12H127V17L129 16V11H130V13L132 12L131 10H129L130 8H134L135 6H137L138 7V5H136V4H139V3H143V1L145 2V1H147V0H136L137 2H136V4L134 5V3H135V1L133 0V2H132V0H127ZM133 3H131V2ZM140 1H142V2H140ZM152 1H154V2H156V3H154V2H152ZM162 1V0H161ZM165 1V0H164ZM167 1V0H166ZM188 1V0H187ZM229 3H228V2ZM238 1V0H237ZM240 2L242 1V5L241 6H244L243 7V9L240 7V6H238L239 8H237V9H242L243 10V14L240 12V14H241V19L242 20H244V21H241V20H239V21H241L240 22V25L241 24H246V29L244 28V25H242L241 26V28L243 27L245 30H246V33H255V31H253V30H256V33L258 32V34H256V35H258V38L260 37H262V35L264 34V19H262L261 20V18H263L264 17V14H261V12L262 13H264V7H263V5H264V3L263 4H261V1L262 0H239ZM20 2V3H19ZM39 2V3H38ZM49 2V3H48ZM53 2H54V4H55V2H57L56 4L57 5H54L53 4ZM101 2V3H100ZM102 2H103V4H102ZM150 1L148 0L147 2H145L146 4H148ZM151 2L153 3V7L151 6V8L153 9L154 8V6L156 7L157 6V3L159 2L158 0H151ZM184 2V3H183ZM215 2V3H214ZM226 2V3H225ZM235 1H233V3H234ZM240 2H235L236 4L238 3L239 5H240ZM253 2V3H252ZM262 2H264V1H262ZM11 3H13V4H11ZM30 3V4H29ZM47 3V4H46ZM59 3V4H58ZM62 5H61V4ZM102 4V6L100 5V4ZM121 3V4H120ZM161 3V2H160ZM168 3V1L167 2H163V5L165 4H167ZM180 3V2H179ZM216 3H217V5H216ZM220 4V6L221 5H223V6H219V4ZM222 3V4H221ZM225 3V4H224ZM227 3H228V5H227ZM232 3V2H231ZM260 3V6L258 5ZM4 4V5H3ZM20 4L22 5V6H24L23 8H22V6L20 7ZM44 4V5H43ZM49 4H51L50 6H49ZM81 4V7H82V4H83V6L84 7H86V9L85 10H87V12L86 11H84V10H82V13H84L82 16H84V17H81L82 19L80 20V22L78 21L77 23H76V20L74 19V18H76V16H78V13H81L80 11L81 10H79L80 9V7H79V5ZM95 4H99L98 6H96ZM132 4V5H131ZM162 4V3H161ZM209 4V5H208ZM236 4H234V6H232L233 8L231 9V7H230V10H233L234 8H235V5ZM1 5H3V6H1ZM59 5V6H58ZM62 7H61V6ZM86 5H89V8L91 9L90 10V13H89V9L87 8L88 6H86ZM115 6V8L113 7V6ZM134 5V6H133ZM149 5H151V3L150 4H148L147 6H149ZM162 5V6H163ZM168 5V4H167ZM262 5V6H261ZM10 6V7H9ZM32 6V7H31ZM43 6H46V7H43ZM48 6V7H47ZM57 6V7H56ZM92 6H94V8L92 7ZM95 6H96V8H95ZM108 6H112L111 8L110 7H108ZM139 6H142L141 4H139ZM260 8H259V7ZM4 7V8H3ZM16 7V8H15ZM49 7H50V10H49ZM60 7V8H59ZM97 7H99V8H97ZM161 11H159V12H161V13H159V14H162L164 11L162 10V7H161V5L158 3V6H157ZM182 7V8H181ZM218 7V8H217ZM220 7V8H219ZM22 8V9H21ZM31 8V9H30ZM43 8V9H42ZM79 8V9H78ZM106 8V9H105ZM110 8V9H109ZM114 8V11L116 12V14H115V12H114V14H115V16L113 15V12H112V9ZM148 8V7H147ZM151 8H149V9H151ZM158 8H156V9H158ZM164 8V7H163ZM178 8H180L181 10L179 11V10H177ZM225 8V7H224ZM235 8V9H236ZM263 8V9H262ZM13 9V8H12ZM41 9V10H40ZM55 9V10H54ZM61 10V12H59L60 10ZM66 9V10H65ZM76 11H75V10ZM94 9V10H93ZM99 11V10H101L100 12H99V14H98V12H96L97 10ZM111 10V12L109 11V10ZM148 9V10H149ZM151 9V10H152ZM33 10V11H32ZM48 10V11H47ZM68 11V12H71L70 14L72 15V16H70V17H73V22H71L70 20H69V22H68V20L66 19V18H68V19H71V18H69V17H65L64 18V15L65 16H69V13L67 14V12H65V11ZM72 10V11H71ZM79 10V11H78ZM171 10V11H170ZM176 11V12H174V11ZM182 10H184L185 11V13H186V17L187 18H189V19H187L186 17H182V18H179L178 19V21H177V27L179 28H177L176 27V29L174 28V30H176V32H174L173 30H172V28L173 27H169L168 26V23H169V25L172 23V20L173 19H170V18H175L176 16H178V15H175V16H173V14H179L180 15V12L182 11ZM195 10H196V12H195ZM207 10V11H206ZM241 10V11H242ZM261 10V11H260ZM20 11H22V12H20ZM25 11V12H24ZM31 12V13H29V12ZM57 11H58V13H57ZM78 11V12H77ZM84 11V12H83ZM104 11V12H103ZM147 11V10H146ZM153 11V10H152ZM155 11V10H154ZM153 11V12H154ZM157 11V10H156ZM170 11V12H169ZM233 11H235L236 12V10H233ZM233 11H231V12H233ZM52 12V13H51ZM56 12V13H55ZM64 13V15L62 16L63 18H62V21H64V22H61L60 20H58L59 19V17ZM72 12H76L75 14H73ZM94 12H96L95 14H98L99 15V17L98 16H95V14H93ZM148 12V11H147ZM150 12V11H149ZM172 12H174V13H172ZM183 12V11H182ZM214 12V13H213ZM217 12V14L215 15V13ZM35 13V14H34ZM40 13V14H39ZM85 13H87L86 15H85ZM144 13H146L145 14V17H143L144 15ZM195 13V14H194ZM205 13H204V15H205ZM29 14H30V16H29ZM45 14V15H44ZM49 14H51V15H49ZM57 14V15H56ZM67 14V15H66ZM89 14V15H88ZM91 14H92V17H91ZM119 14V13H118ZM140 14H141V18H140ZM208 14V15H209ZM214 14V15H213ZM240 14H239V17H240ZM22 15H25L24 17L22 16ZM33 15V16H32ZM39 15V16H38ZM76 15V16H75ZM80 15V16H81ZM210 15V16H211ZM250 15H255V16H250ZM259 15H263V17H259ZM51 16V17H50ZM79 16V17H80ZM106 16V17H105ZM146 16L148 17L147 18V20H145L146 19ZM173 16V17H172ZM33 17H35V20H31V19H33ZM46 17V18H45ZM79 17H77V19L79 18ZM95 17H97V18H95ZM104 17H105V20L106 21H108V24H107V22H106V25H104L106 28V31L104 30V28H103V30L105 31V33H104V31H102V26H103V24H105V23H103V21H104ZM117 17V16H116ZM120 19H122V20H124V18L120 15ZM125 17V16H124ZM142 17H143V19H144V21H147L146 23H149L150 24V22L149 21H152V23H151V25H149L148 24V28H147V26H144V25H146L145 24V22L143 23L142 22ZM218 18H220L219 16H217ZM248 17H249V20H248ZM253 19H252V18ZM20 18V19H21ZM129 18V17H128ZM128 18H125V19H128ZM140 18V19H139ZM185 18V19H184ZM54 19V21H52ZM66 19V20H65ZM93 19L95 20V21H93ZM96 19H97V21H96ZM99 19H100V21H99ZM109 19H110V21H109ZM169 19L171 20V23H170V21H169ZM187 19V20H186ZM221 19H222V16H221ZM238 19H240V18H238ZM238 19H237V21H238ZM19 20V19H18ZM47 20V21H46ZM82 20H84V21H82ZM248 20V21H247ZM68 23H67V22ZM112 21H114V23H115V26L117 25V28H119L120 27V29H117V28H115L114 26H112V28L114 27L115 29H117V32H116V36H113V35H115V29H114V31H111V32H113V35H112V37L111 36H108V35H110V34H112V33H110V30H113L111 27H109L108 25L109 24H111V22ZM154 21H155V23H154ZM180 21V22H179ZM186 21V22H185ZM194 21V22H193ZM198 21H199V23H198ZM220 21V20H219ZM238 21V22H239ZM251 23H250V22ZM3 22H5V23H3ZM8 22V21H7ZM61 24H60V23ZM93 22V23H92ZM105 22V21H104ZM110 22V23H109ZM180 23V26H179V23ZM192 22L193 23H195V22H197L196 24H195V26L192 24ZM243 22V23H242ZM248 22V23H247ZM33 23V24H32ZM42 23V24H41ZM56 23V24H55ZM57 23L58 24H60V26H57ZM62 23L64 24V25H62ZM70 23H74V24H70ZM99 23V24H98ZM117 23V24H116ZM133 23H139L138 24V26H136L135 24H133ZM160 23V24H159ZM218 23V22H217ZM1 24H3V25H1ZM15 24H16V22H15ZM28 24V26H26ZM68 24H70L69 26H68ZM91 24H95V26L93 25V27L91 26ZM140 24L144 27H140ZM166 24H167V26H166ZM186 24V25H185ZM192 24V25H191ZM247 24H248V26H247ZM253 24V25H252ZM9 25V24H8ZM40 25H41V27H40ZM54 25V26H53ZM56 25V26H55ZM66 26V28L65 27H62V26ZM76 25V26H75ZM112 25V24H111ZM119 25V26H118ZM160 25V26H159ZM231 25H233V24H231ZM236 27H232V26H230V27H227L228 29L227 30H225L226 29V27L224 28L223 27V30L221 29V32L219 31L218 33H221L220 34V36H218V39H219V41L220 40H222V37H223V40L221 41L222 43L224 42V43H226L229 39V41L227 42V43H229L231 40H233L232 39V37L234 36V38H235V36L236 35H238L239 34V32L240 31H244V29L243 30H241V29H239L240 27V25L238 26V24H237V22H236V24H234ZM13 26H15L16 28H14ZM107 26L110 28H108V30H109V32H108V30H107ZM123 26V27H122ZM133 26V27H132ZM134 26H135V28H134ZM194 26V29H191L192 27ZM229 26V25H228ZM253 26V27H252ZM56 27H59V29L58 28H56ZM62 29H61V28ZM70 29H69V28ZM95 27H97V29L95 28ZM141 29H140V28ZM164 27H165V30H167V28L169 27V28H171L170 30H171V32L169 33V32H167V31H170L169 30V28H168V30L167 31H164ZM167 27V28H166ZM191 27V28H190ZM237 27H239L238 29L240 30V31H238V29H237ZM12 28H14V29H16V31H13V29ZM39 28H41L40 30H38ZM43 28H44V30H45V32H44V30H43ZM65 28V29H64ZM72 28V29H71ZM75 28V29H74ZM77 28V29H76ZM101 28V29H100ZM125 28V30H127V28H131V30L134 28V29H136V30H134L133 29V32H131V30H130V32L129 31H125L126 32V34H128V37L129 36H132V35H134L133 33H135V31H136V35L137 36H132V38H127V36H125V34H124V36L123 35H119L118 36V34H120L121 32H120V30H123ZM147 28V29H146ZM198 28H199V26H198ZM26 29V30H27ZM33 31H32V30ZM55 29H57L58 30V32H55V31H57V30H55ZM61 29V32L59 31ZM145 29V30H144ZM177 29L179 30V32L177 31ZM187 29H188V31H187ZM253 29V30H252ZM8 30H12V31H8ZM41 30H43V31H41ZM62 30L64 31V32H62ZM95 31L94 33H93V31ZM97 30V31H96ZM100 30H101V33L103 34H105L106 36H104V34H103V36H102V34H96V33H100ZM119 30V31H118ZM185 30V31H184ZM191 30V31H190ZM231 30V32L229 33L228 31H230ZM71 31V32H70ZM84 31V32H83ZM92 31V33L90 34V32ZM147 31V32H146ZM180 31H181V33H180ZM248 31V32H247ZM252 31V32H251ZM9 32V33H8ZM43 34H42V33ZM66 32V33H65ZM79 32V33H78ZM122 32H124V30L122 31ZM163 32H167L168 34L166 35L165 33L163 34ZM178 32V33H177ZM184 32H186V33H184ZM245 32V31H244ZM8 33V34H7ZM65 33V34H64ZM67 33H69V34H67ZM85 33V34H84ZM107 33V34H106ZM131 33V34H130ZM147 34V36L146 35H144V34ZM176 35H175V34ZM232 33V34H231ZM235 33V34H234ZM262 33V34H261ZM41 34H42V36H41ZM94 34H96V35H94ZM130 34V35H129ZM228 34L229 35H231V36H228ZM44 35V36H43ZM63 35V36H62ZM91 35V36H90ZM92 35H94V36H92ZM102 39V40H100V38H98V36ZM101 35V36H100ZM143 35V36H142ZM166 35V36H165ZM219 35V34H218ZM8 36H10V38H9V43L7 42V44L5 45V40L6 39H8ZM27 36V35H26ZM74 36V37H73ZM88 36V37H87ZM107 36H108V38H107ZM124 37V39H123V37ZM163 36H165V37H163ZM247 36H249V34H247ZM255 35H252V39H250L249 41H251V44H250V42L246 45V48L245 49H243V51L242 50H239L238 48L236 49V50H233L232 52H230L229 53V58H230V62L229 63H227L228 64V66H227V64L225 65V68H226V71H227V67H228V71L226 72V71H224L225 70V68H224V70H218L217 72L219 73H217L216 71L215 72H213L212 73V75H211V73L208 75V80H210V82H211V84H208L209 85V87H210V90H209V87L208 86H206L205 85V79L203 80V83H204V85L206 86V87H208L207 89L209 90V91H211V88H213L214 89V84L213 83H215V82H218V83H215L216 85L217 84H219V88L218 89H221V87L223 86V84H224V86H223V88H222V92H224V93H222L221 91H219V93L221 92L222 94H218V96H216V98H215V96H214V94L213 93H215L216 92V89H215V92L214 91H211V92H213V93H211L212 95H210V96H212L213 98H209V101H207V102H205L207 99H206V97H208V95L207 96H205V99L203 100V103H204V106L207 108H205V110H207V111H211V110H218V108H222L221 109V111L223 110V108H224V111L226 112L227 110H226V108L228 109V107H229V109L232 111H228V112H226V114H224V117L223 118H219V120H221V121H223L224 120V118H226L225 116L227 115V114H230L229 116L227 115V121H226V119L224 120V122L222 123V122H219V124L220 123H222L223 125H224V127H226L225 125L227 124L228 126L230 125V127L232 128V127H234L235 126V124H234V126H232V124L234 123L233 121H237V120H235L236 118H235V116L237 115V114H239L240 113V111L241 110H244L245 109V107L246 108H248L249 106H250V104H251V102L253 101V106H254V104H257V103H259L260 101L259 100H261V103H259V104H257V105H255V107H257L256 109L257 110H259L258 112H261V114H264V111L263 110H261V108L263 107L264 108V69L262 70V71H259V68L261 67V66H264L263 64H261V65H253V70L255 71V67L256 66H260L258 69L256 68V70L257 71H255V72H253V70L251 71L250 69V63L252 64V62H254L257 58L260 60V62L258 61V59L256 60L257 61V63L259 64V63H261V61L264 63V45H262V44H264V40H261L260 38V41H262L263 43L260 45V43H257L258 41H259V39L258 38H256V36L254 37ZM73 37V38H72ZM92 37H95V38H92ZM96 37L99 39L98 40V42L100 41V43L98 44V42H97V40H96ZM116 37V38H115ZM117 37H119V38H121L120 40L121 41H123L126 45L124 46V43L123 42H120L119 43V41H117L116 42V39H118ZM141 37V39H139V38ZM149 38V39H147V38ZM150 37H152L151 38V43H148V42H150ZM184 37V38H183ZM186 37V38H185ZM220 37V38H219ZM228 37H229V39H228ZM250 37H248L247 38V40L250 38ZM5 38V39H4ZM15 38V41L13 40ZM51 38H53V40L51 39ZM87 38V39H86ZM90 38V39H89ZM137 38V39H136ZM142 38H144L145 39V41H146V39L148 40V41H146L148 44H149V46H145V43H144V46L142 47V51H141V55H140V57L142 56V57H145V59L143 58L142 59V57L141 58H139V56H138V54L140 53V48L138 47V46H140L139 44H138V48L135 46V42L137 43H141L143 40H142ZM263 38H264V35H263ZM123 39V40H122ZM136 39V40H135ZM49 40H50V42H49ZM81 40H83L82 42H81ZM106 40H109V41H106ZM138 40V41H137ZM225 40V41H224ZM227 40V41H226ZM254 40L256 41L255 43H254ZM11 41V42H10ZM41 41V42H40ZM45 41H47V43H45ZM96 41V42H95ZM141 41V42H140ZM259 41V42H260ZM21 42V43H20ZM42 42H44V43H42ZM68 42V43H67ZM127 42V43H126ZM3 43V44H2ZM16 43H17V45H16ZM117 43H119V45L117 44ZM123 43V44H122ZM146 43V44H147ZM163 44L164 46H165V50H169V51H165L164 50V46L163 45H161V47H159L158 48V45H160V44ZM83 45V46H80V45ZM96 44V45H95ZM97 44L99 45V47L97 46ZM129 46H128V45ZM156 44H157V48H156ZM171 44H174V45H171ZM177 44V45H176ZM250 44V45H249ZM260 46H259V45ZM16 47H18L19 46V48H15V46ZM109 45V46H108ZM116 45V46H115ZM255 45V46H254ZM4 46H6V47H4ZM79 46V47H78ZM93 46L95 47V48H93ZM96 46H97V48H96ZM110 46V47H111ZM120 47V49L118 48V47ZM123 46V47H122ZM132 46H134V49L133 50H136V48H137V50H139V53L137 54V53H135V51H134V54L135 55H133V52H131L130 50V48L132 47ZM174 46H175V48H174ZM249 48H248V47ZM251 46V47H250ZM254 48H253V47ZM259 46V47H258ZM45 47H47V45L45 46ZM116 47V48H115ZM128 47H130V48H128ZM163 47V48H162ZM168 47H169V49H168ZM176 47H178V48H176ZM13 48H15V49H13ZM44 48V47H43ZM62 48V47H61ZM67 48V47H66ZM91 48L93 49L92 51H93V55H91V53L89 52L90 50H91ZM101 48H103V47H101ZM123 48V49H122ZM171 48V49H170ZM249 49L248 51H246V49ZM258 48H260L262 51H259L260 49H258ZM263 48V49H262ZM7 49H8V51H7ZM98 51L97 53H95L94 54V52L96 51V50ZM107 49V48H106ZM173 49H174V51H173ZM178 49V50H177ZM250 49H252V51L250 50ZM256 50V52H257V54L258 53H261V54H259V55H261V56H263L262 58H261V56H257V55H255V50ZM17 51V53H16V51ZM89 50V51H88ZM110 50V51H111ZM158 50H160V51H162L161 52V54H162V56L161 55H159L158 53H160V51L158 52ZM245 50V51H244ZM11 51V52H10ZM90 53V55H88V56H86L85 54L87 53ZM127 51V53H126V55H125V52ZM75 52V53H74ZM112 52V53H113ZM123 52H124V55H123ZM145 52V53H144ZM148 52V53H147ZM157 52V53H156ZM253 52H255V53H253ZM10 53H12V54H10ZM68 53V54H67ZM70 53H71V55H70ZM85 53V54H84ZM115 53V52H114ZM113 53V54H114ZM144 53V54H143ZM157 54V55H159L160 56V58H159V56H157V55H154L155 57H153V54ZM165 53V54H164ZM235 53V54H234ZM128 54V55H127ZM169 54V55H168ZM171 54V55H170ZM179 56H178V55ZM11 55H13V56H11ZM79 55V56H78ZM133 55V56H132ZM137 55V56H136ZM70 56V57H69ZM86 56V57H85ZM89 56H90V59H89ZM168 59L169 58V60H168V62H169V64H167L166 66H165V62H167V60H165V57ZM176 56V59H178V60H171V59H174V57ZM257 56V57H256ZM95 57V56H94ZM93 57V58H94ZM129 57V58H128ZM131 57H133V58H131ZM149 57L151 58V57H153L152 58V60H150L149 59ZM74 58H73V61H71V63L72 62H74ZM239 58H241V59H239ZM256 58V59H255ZM60 59H62V60H60ZM63 59H64V61H63ZM159 59V60H158ZM254 59V60H253ZM262 59V60H261ZM2 60V61H1ZM12 60V61H11ZM86 60V61H87ZM127 60V61H126ZM146 60V61H145ZM150 60V61H149ZM154 60V61H153ZM11 61V62H10ZM89 61H87L88 63H89ZM129 61V62H128ZM132 61V62H131ZM143 62V61H145L144 63H142V64H140L141 65V70H138L137 71V73H136V71H135V68H138V67H140L139 66V62ZM153 61V62H152ZM165 61V62H164ZM205 61H207V59H205ZM205 61H203L202 62V60H201V65H205L206 64V62ZM238 61V62H237ZM243 61V62H242ZM9 62V63H8ZM17 62V63H16ZM74 62V63H75ZM137 62V63H136ZM158 62V63H157ZM65 63V64H64ZM135 63V64H134ZM246 63H247V65H246ZM249 63V64H248ZM256 63V62H255ZM157 64H161V68L162 69H160V65L159 66H157ZM198 64H200V61H199V63ZM72 65V64H71ZM70 65V66H71ZM135 66H138V67H135ZM200 66V65H199ZM247 66H250V67H247ZM15 67V68H14ZM75 67V66H74ZM2 68H4V69H2ZM241 68V69H240ZM247 68V70H248V73H249V71H251V73L249 74V77H251V80L250 79H248V77H247V79H246V77H245V74L247 75V73H243L244 71H247V70H245ZM262 68H264V67H262ZM132 69H134L133 71H134V73H136L135 74V79H134V75L132 76V75H129V74H132V73H130V71H132ZM237 69V70H236ZM231 70V71H230ZM17 71V72H16ZM21 71L23 72V73H21ZM161 71H160V73H161ZM230 71V72H229ZM120 72H121V74H120ZM158 72V73H157ZM223 72V73H222ZM226 72V73H225ZM16 73V74H15ZM74 73V71L72 70V71H69V73L67 74V76H71L72 77V74ZM109 73V72H108ZM111 73V72H110ZM133 73V74H134ZM154 73H156L155 75H154ZM231 75H230V74ZM237 74V76H240V77H237V76H233V77H230V76H232V75H234V74ZM238 73H241V74H238ZM253 73V74H252ZM255 73V74H254ZM18 74V75H17ZM21 74V75H20ZM23 74V75H22ZM25 74V75H24ZM27 74V75H26ZM30 74H32V75H30ZM223 74H224V76H223ZM235 74V75H236ZM252 74V75H251ZM18 76V78H17V76ZM228 75V76H227ZM241 75L243 76V77H241ZM21 76V77H20ZM26 76V77H25ZM74 76H76V75H74ZM73 76V77H74ZM153 76H151V77H153ZM211 76V77H210ZM16 77V78H15ZM27 77H28V79H27ZM212 77H213V79H212ZM222 77H224V78H222ZM227 77V80H225V78ZM256 77V78H255ZM258 77V78H257ZM75 78V77H74ZM74 78H71V79H74ZM126 78V79H125ZM137 78V79H136ZM216 78V79H215ZM239 78H240V82H239V84L237 83V82H235V80L234 79H237V80H239ZM246 79V81L244 80V79ZM255 78V79H254ZM18 81H17V80ZM229 79V80H228ZM21 80H22V82L23 81H25V82H21ZM41 80V79H40ZM74 80H76V79H74ZM207 80V79H206ZM215 80H218V81H215ZM221 80V81H220ZM241 80L242 81H245L246 83H248V81L251 83V82H253V83H251V85H250V83L249 84H247L248 86V88L246 87V88H244L245 87V83H241ZM255 80H256V82H255ZM14 81H15V83H14ZM17 81V82H16ZM27 81V82H26ZM37 81V82H36ZM39 81V82H38ZM69 83H68V82ZM193 81V83H191ZM19 82V83H18ZM37 83V84H40V86L38 87V86H36V89L34 88L35 86H34V83ZM62 82H64V84L67 82L69 85H70V87L68 86V85H66L67 86V90H66V88L63 86V84H61L60 83V86H62V88L66 91V92H68V90H69V92L71 93H73V94H75V95H77V96H79L78 94L79 93H81L83 90L84 91H86L87 90V84L88 83H81V85L80 84H78V83H80V81L79 82H77V80L76 81H73L72 82V80H68V79H66V78H64L63 79V81ZM77 82V83H76ZM189 82V83H188ZM196 82V85H194V83ZM200 82H202V80H199V78L198 79H195V81L192 79L191 81H187V82H185L183 85H182V87H180V89L178 90V92L175 94V95H173V96H171V98L168 100V101H166L167 102V104H166V102H164L163 103V105H165L164 107H166L167 106V108H165V110H162L163 112H169V115H171L172 114V116L170 117V120H171V122L175 125H180V126H182L183 127V130L185 129L186 130V127H189V125H190V123H189V121L191 120V118H192V116L194 115V113H195V111L197 110H194L195 108H197V104L199 103V101L197 102V98L195 97L194 99L192 98V97H194V95L196 94V96L197 95H200V93L199 92H201V90H202V92H203V90H205L206 91V89H204V85L203 84H201V85H203V86H201L200 85ZM263 82V83H262ZM25 83V84H24ZM74 83V84H73ZM135 83H134V86H135ZM186 83H188L187 85V88H186ZM233 83L234 84H236V86H243V88H241V93L240 94H238V92H237V94L238 95H241V96H238V95H233V92L235 91V90H237V89H239V87H237V89L236 88H234V86H233ZM130 84H129V86H128V88H127V90L128 91H121L120 93L119 92H116V93H119L118 94V96L119 95H121L122 97H123V101H124V104H125V101H127V104L129 103V102H131L132 104H133V107H131V108H134V110H130L127 114H125V118H124V113L122 114H120V113H116L118 116H116L113 112H112V114L115 116V120H117V121H115V123L116 122H119V121H123V119H126V118H128L129 119V121H131V120H136V118L138 119V117H140V120L142 121V114L146 111V113H144L145 115H146V121L148 122V123H146V121H145V118L143 119V127L145 126V125H149V128H151L150 126H152V128L154 127L153 125H155L156 126V124L158 123H156L155 124V112H157L158 111V109L159 110H161L160 108L163 106V105H161V104H159V105H161V107L159 106V105H154V107H149V108H147L146 109V106L148 107L149 105H150V102L148 103V102H145L146 101V96L144 97H142V98H140L139 99V102L134 98V102H132V99H133V97L131 98V95L133 96L134 95V93H133V90L132 89H135V88H137L139 85H137V86H130ZM194 85V86H189V85ZM207 84V83H206ZM238 84V85H237ZM242 84V85H241ZM253 84V85H252ZM58 85H59V83H58ZM133 85V84H132ZM83 86V90L81 89V87ZM122 85H120L119 87H121ZM195 86H197V87H195ZM203 87L202 89H200L201 87ZM233 86V87H232ZM235 86V87H236ZM4 87H6V88H4ZM72 87V88H71ZM119 87H118V89H119ZM140 87V86H139ZM138 87V88H139ZM191 87H193V88H191ZM215 87H218V86H215ZM45 88V89H44ZM59 88V87H58ZM61 88V90H63ZM131 88V89H130ZM137 88V89H138ZM196 88H197V90H199L200 89V91H198V93H197V91H194V90H196ZM34 89V90H33ZM41 89V90H40ZM47 89V90H46ZM76 89V90H75ZM80 89L82 90V91H80ZM126 89V88H125ZM190 89V90H189ZM193 89V90H192ZM235 89V90H234ZM244 89V91H242ZM247 89V90H246ZM31 90L33 91V93L31 92ZM62 91V92H65V91ZM72 90V91H71ZM75 90V91H74ZM120 90V89H119ZM136 90V89H135ZM194 91L195 92V94L193 95L192 93V91ZM207 90V91H208ZM234 90V91H233ZM245 90H246V92H245ZM83 91V92H84ZM132 91V92H131ZM208 91V92H209ZM218 91V90H217ZM61 92V91H60ZM60 92H58V94L60 93ZM65 92V93H66ZM126 95V93L125 92H127V94H128V96L126 95V98L127 99H125V95L123 94V93ZM189 92H192L191 94L193 95L192 97H191V94H189ZM208 92H203L204 94H206V93H208ZM236 92V91H235ZM31 95H29V94ZM37 93V94H36ZM48 93V94H47ZM53 94L54 96H50V99L52 100V101H54V103L55 104H53V102H51L50 101V105H49V101L46 99V96L48 95L49 96V94ZM64 93V95L65 96H67V94H65ZM122 93V94H121ZM133 93V94H132ZM210 93V92H209ZM227 93V94H226ZM261 93V94H260ZM61 94V93H60ZM136 94H137V92H136ZM136 94L134 95L135 97H136ZM144 94V93H143ZM216 94V93H215ZM225 94V95H224ZM263 94V95H262ZM124 95V96H123ZM220 95V96H219ZM225 97H224V96ZM117 96V94H112V96H110V98L108 99V102H109V108H108V110H110L111 111V109L112 110H115L116 108H117V105L116 104H119L118 102H120V103H123V101L121 100L122 99V97L120 98V97H116ZM201 96H203V98H204V95H202L201 94ZM200 96V97H201ZM227 96H229V98L227 97ZM263 96V97H262ZM41 97V98H40ZM45 97V98H44ZM71 97V96H70ZM69 97V98H70ZM81 96H79V98H80ZM113 97V98H112ZM130 97V98H129ZM137 97H139V96H137ZM136 97V98H137ZM219 97V98H218ZM222 97H224V98H222ZM236 97V98H235ZM46 100V102H44V99ZM54 98H56V100L54 99ZM73 98V97H72ZM72 98H70V105H74V108H75V104H74V102H75V100H73L72 101ZM143 98H144V100H143ZM202 98V99H203ZM215 98V99H214ZM226 98H227V100H226ZM260 98V99H259ZM4 99V100H3ZM9 99V100H8ZM73 99H75V97L73 98ZM78 99V98H77ZM76 99V100H77ZM81 99V98H80ZM122 101H120V100ZM131 99V100H130ZM201 99V98H200ZM201 99V100H202ZM224 100V101H220V100ZM229 99V100H228ZM253 99V100H252ZM25 100V99H24ZM23 100V101H24ZM68 100V99H67ZM110 100V101H109ZM118 102H117V101ZM135 100H136V102H138L139 104L137 105V103L135 102ZM142 100V101H141ZM178 100H180V103H178ZM200 100V101H201ZM217 100H219V101H217ZM250 100H252V101H250ZM256 100V101H255ZM257 100L259 101V102H257ZM263 100V101H262ZM90 101H92V100H90ZM93 101H95V100H93ZM115 101L117 102V103H115ZM129 101V102H128ZM147 101H149V100H147ZM176 101V102H175ZM236 101V102H235ZM67 102V101H66ZM108 102H106V103H108ZM146 103L145 105L146 106H143L144 104L143 103ZM219 102V103H218ZM227 104V105H229V106H227L225 103ZM245 102H246V104L248 105H246L245 104ZM22 103H24V102H22ZM51 103H52V105H54V107H51V108H49L50 106H51ZM77 103V102H76ZM92 105H96L97 103H96V101L95 102H90ZM105 103V102H104ZM135 103H136V105H135ZM147 103H148V105H147ZM181 103H182V105H181ZM197 103V104H196ZM132 104H129V105H131L132 106ZM180 106H179V105ZM10 105V106H9ZM59 105V104H58ZM114 105V106H113ZM120 105V106H119ZM118 106H119V108H117V109H119V111H120V107H121V104H119ZM134 105H135V107H134ZM195 105H196V107H195ZM207 105L209 106V108L207 107ZM215 105V106H214ZM223 105H225V106H223ZM246 105V106H245ZM251 105V106H252ZM22 106H23V104H22ZM42 106H40V107H42ZM116 106V107H115ZM152 106V105H151ZM159 106V107H158ZM177 106V107H176ZM227 106V107H226ZM243 106H244V109H240V108H243ZM258 106H260V108L258 107ZM77 107V106H76ZM103 107V108H102ZM138 107H140V108H138ZM174 107V108H173ZM191 107H192V109H191ZM211 107V108H210ZM226 107V108H225ZM238 107V108H237ZM255 107H253V109L255 108ZM48 110H47V109ZM60 108V107H59ZM98 108V109H97ZM97 108H93V107H91L90 106V109L92 110H95L96 109V112H97V114H93V115H96L95 116V118H93V120H94V122L93 121H91V122H93L94 123V125H96V124H98V126L99 127H97V125H96V127L97 128H100L101 129V132H99V134L96 136L97 138L94 140V145L93 146H87V147H81V148H78V151L77 150H75V152L74 151H72L71 152V157H73L72 159L74 160V159H76V157L77 156H82L83 158H87V157H89V155L91 154V152L96 148H98V149H100L101 147H100V145L101 144H103L104 143V139H105V137H106V139H105V142H106V140L107 139H109V138H118V130H117V125L114 123V117L112 118V116L113 115H111V114H107V113H105V112H107L106 111V108H107V104L106 105H104V104H102V102L100 103V106H98ZM102 108V109H101ZM135 108H137V109H135ZM152 108H154V110L156 109L157 111H153V109ZM249 108H251V107H249ZM259 108V109H258ZM51 109V110H50ZM117 109H116V111H117ZM162 109H164V108H162ZM232 109H235L234 110V112H235V114H233V110ZM41 109H39V111H40ZM135 110H137L136 112H137V114L138 113H140V116H138V115H136V113L134 112ZM153 111V112H151V111ZM239 110V111H238ZM46 111H48L49 113H47ZM58 111H60V110H58ZM98 111H99V113H98ZM100 111H103V112H100ZM118 111V112H119ZM149 111L151 112L150 114H149ZM194 111V113H193V115H191V117L190 118H188L187 116L189 115L188 113H186V112H193ZM237 111V112H236ZM40 112H43L42 110L40 111ZM51 112V113H50ZM55 112V113H54ZM115 112V111H114ZM134 112V113H133ZM46 113V114H45ZM60 113V112H59ZM103 114L104 116H101V115H99V114ZM132 115H131V114ZM154 115H153V114ZM182 113V114H181ZM190 113V114H191ZM199 113H201V111H199ZM135 114V115H134ZM144 114H143V116H144ZM148 114H149V117H148ZM158 114V113H157ZM166 114V113H165ZM165 114H162L163 116L165 115ZM177 114V115H176ZM196 114H198V112H196ZM92 114H91V116L90 115H88V116H90V118H92V116H93ZM160 115V114H159ZM175 115V116H174ZM179 115V116H178ZM232 115H234V116H232ZM129 116V117H128ZM161 116V115H160ZM161 116L162 118H164L165 117V119H163L162 121H164V122H166L167 121V123H168V121H169V119H167V117H168V115H166V116ZM178 116V117H177ZM223 116V115H222ZM238 117L237 118H239V115H237ZM54 117V118H53ZM58 117V118H57ZM100 117H102V118H100ZM105 117V118H104ZM111 119H110V118ZM173 117H175V118H173ZM30 116H26V115H21V113H20V117L17 115L16 116V118H12L11 119V124H10V126L11 127H9L8 129H6V131L4 130L3 132L2 131H0V209H2L3 207L2 206H4L5 204H7V203H9V201H10V196H11V194H9L10 192H9V190H12V189H10L11 188V184L13 183V182H16L17 180V175H19V172L18 171H20L21 169L19 168V167H16V170H15V166L13 165V163L11 164L10 162H12V160L11 159H9V156H10V158H11V156L13 155V150L14 149H16V146H17V143L20 145L23 141L22 140H25V139H32L35 135H36V133H38V132H36L37 131V128H36V124H37V122H35V120L32 118V121L30 120ZM47 118V117H46ZM45 118V119H46ZM50 118V119H49ZM53 118V119H52ZM89 118V117H88ZM90 118H89V120H90ZM98 118L101 120H103L102 122L104 123L103 124V127H102V122H101V124H100V120L98 121ZM107 118V119H106ZM108 118L110 119V121L108 120ZM133 118V119H132ZM142 118V119H141ZM178 118V119H177ZM230 118L232 119L233 118V120H232V122L233 123H231V120H230ZM252 119H253V117H251ZM247 119L246 120V122L243 124V125H245L244 126V128L247 126V125H249V124H247V122H250V121H252V119ZM55 119V120H54ZM131 119V120H130ZM150 119H152V121L150 120ZM223 119V120H222ZM254 119H256V118H254ZM18 120V121H17ZM50 120V121H49ZM92 120V119H91ZM107 120V122H105ZM119 120V121H118ZM150 120V121H149ZM157 121H160L161 120V118L160 119H156ZM180 120V121H179ZM248 120H250V121H248ZM34 121V122H33ZM52 121H56V124H55V122H52ZM109 121V122H108ZM112 121V122H111ZM161 121V122H162ZM183 121V122H182ZM229 121V124L227 123ZM50 122V123H49ZM170 122V121H169ZM181 122V123H180ZM226 122V123H225ZM253 122V121H252ZM255 122L257 123V124H259V122L260 123H262V122H264V118H262V119H260V120H258V119H256L255 120ZM16 123V124H15ZM32 123V124H31ZM106 123H108V125L106 124ZM150 123V124H149ZM225 123V124H224ZM236 123H238V122H236ZM251 123V122H250ZM256 123H251L250 125V127L251 128H249L248 129V127L249 126H247V128H245L244 129V131H240L241 129H243V126H242V128L241 127H238V124H236L237 125V128H239V133L237 134V132H236V130H238L237 128H236V130L234 129V132H236V134H233L234 132L233 131H230V129L231 128H228V129H225L224 127V129H225V131L223 130V129H221V126H222V124H221V126H219L220 128H219V130L221 129V130H223V131H219V130H217V132H216V128H215V130H214V134H215V140H217L216 142H218V141H222V143H224L225 145H230V144H235V141H237V143L241 146H244V145H248L251 149H254L253 147H255V149H259L260 148V146L263 144V141H261V138H263L264 139V132L262 131V133L260 134V132H261V125H260V127H258V125L256 126ZM110 124H111V126H110ZM173 124H172V126H173ZM14 125V126H13ZM104 125H105V127H104ZM107 125V126H106ZM168 126H166V127H163V129L161 130V132L159 131V133H158V136H160L159 137V139H161V140H163L164 138H171L172 136L171 135H173V130H172V126H171V123H168L167 124ZM175 125V126H176ZM262 127L264 128V124L262 123ZM110 126V127H109ZM115 126H116V128H115ZM147 126H145V128H148ZM177 127V129L179 128H181L182 129V127ZM185 126V127H184ZM218 126H217V129H218ZM236 127V126H235ZM234 127V128H235ZM12 128V129H11ZM18 128V129H17ZM36 128V129H35ZM103 128V129H102ZM104 128L106 129V130H104ZM241 128V129H240ZM247 129V131H245ZM254 129V130H253ZM16 130V131H15ZM170 130V131H169ZM232 130V129H231ZM253 130V131H252ZM256 130V131H255ZM262 130H264V129H262ZM25 131V132H24ZM31 131V132H30ZM106 131V132H105ZM117 131V132H116ZM219 131V132H218ZM227 131V132H226ZM32 132H34V133H32ZM223 133L222 135H220V133ZM229 132H230V134H229ZM251 132V133H250ZM255 133V137L257 138V140H259V142L256 140V139H254L255 137H253V133ZM108 133V134H107ZM113 133H115V134H113ZM225 133H227V134H225ZM248 133V134H247ZM258 135H257V134ZM2 134H4V135H2ZM14 134V135H13ZM109 135V136H106V135ZM214 134H213V137H214ZM229 134V135H228ZM244 134H246V136H244ZM250 134V135H249ZM263 134V135H262ZM28 135V136H27ZM105 135V136H104ZM114 135V136H113ZM115 135H117V136H115ZM219 135V136H218ZM228 135V136H227ZM249 137H248V136ZM29 136H30V138H29ZM259 136V137H258ZM262 136V137H261ZM3 137V138H2ZM109 137V138H108ZM21 138V139H20ZM103 138V139H102ZM241 138V139H240ZM251 139V140H249V139ZM194 137H193V135H192V133L190 134V135H185V137H183V138H181V143L183 144V145H187L188 146V144L189 145H191L192 146V148H195L196 149V147H197V145H198V141L197 140H195L194 141ZM248 141H247V140ZM169 140H171V139H169ZM169 140H167L166 139V141H167V143H169ZM255 142H254V141ZM226 141V142H225ZM7 142H10V143H7ZM12 142H16V144L14 145V147H13V143ZM19 142H21V143H19ZM102 142V143H101ZM231 142V143H230ZM245 142H250V143H246L245 144ZM256 142H258V143H256ZM262 142V143H261ZM100 144L99 146L98 145H96V144ZM194 145H193V144ZM219 144L221 143V142H218ZM221 143V144H222ZM229 143V144H228ZM235 144V146L236 145H238V144ZM261 143V144H260ZM172 144V143H171ZM250 144L251 145H253V147L252 146H250ZM259 144V145H258ZM98 146V147H97ZM240 146L239 147H236L237 149H240ZM241 146V147H242ZM257 146H258V148H257ZM169 147H171L170 149H172V147L173 146H170L169 144H168V146H167V148L169 149ZM184 147V146H183ZM186 147V146H185ZM184 147V148H185ZM228 147V149H229V146H227ZM226 147V148H227ZM83 148V149H82ZM132 148V147H131ZM130 147H129V149H131ZM232 148V147H231ZM235 150H236V148L235 147H233ZM133 149V148H132ZM194 149V150H195ZM77 151V152H76ZM84 151H86V152H84ZM94 151H96V150H94ZM133 151V150H132ZM228 151V150H227ZM11 152H13V153H11ZM235 152V151H234ZM94 153V152H93ZM10 154H12V155H10ZM56 154V155H55ZM54 154V159L55 160H58L59 158H60V153L58 154V153H55ZM196 154V155H195ZM195 154L193 155V159H194V162L195 161H197L196 163L199 165L200 163H202V160L201 159H199V157H200V155L199 154H197L196 152H195ZM230 154V153H229ZM228 153H227V155H229ZM58 155V156H57ZM74 155V156H73ZM197 155H198V158H197ZM224 155H226L225 153H224ZM223 154L221 155L222 157L224 156ZM226 155V156H227ZM62 156V155H61ZM86 156V157H85ZM2 157V158H1ZM225 157V156H224ZM5 158H6V160H5ZM197 158V159H196ZM201 158V157H200ZM199 159V160H198ZM199 161V162H198ZM10 166V167H9ZM18 168V169H17ZM20 169V170H19ZM18 170V171H17ZM264 171V170H263ZM29 172H31V171H29ZM114 170L113 169H105V170H103L101 173H99V176H97V177H95V178H97V179H95L96 180V182H95V180H93L94 182H95V185L97 186V184H98V188H99V186H100V188L102 189V188H105V187H107V186H109L110 185V183H111V180L113 181V179H114ZM12 173V174H11ZM104 173H106V175L104 174ZM102 174V177H103V179H101V175ZM16 175V176H15ZM100 177V178H99ZM53 180V179H52ZM83 180L84 179H82L81 180V188H82V191H84V192H88L89 190L87 189V187H89V189H90V186H88V183L89 182H87L86 183V180H84L85 182H83ZM98 180V181H97ZM92 181V182H93ZM105 181V182H104ZM59 183V181H57V180H53V181H49V183L47 182H45V183H43V186H42V184L40 185V190H39V193H41V194H39L38 196H39V201L41 202V203H43L42 201H45V205L47 204V206L51 209L53 206H55V202H54V200H55V198H57V197H54V194H59L58 192L60 191V189H61V187H63L65 184L64 183H60L61 184V186H60V184H58ZM3 183V184H2ZM6 183V184H5ZM107 183V184H106ZM235 183L236 184H238L239 185V183H240V181L237 179V180H235ZM91 184V183H90ZM89 184V185H90ZM94 184V183H93ZM10 185V186H9ZM45 185V186H44ZM50 185H51V187H50ZM59 185V186H58ZM74 185L75 184H68V185H66L67 186V191H68V187H69V191L67 192L66 190H65V192H66V195L67 194H73L74 193ZM73 186V187H72ZM10 187V188H9ZM50 187V188H49ZM83 187H85V188H83ZM3 188V189H2ZM73 188V189H72ZM9 189V190H8ZM84 189V190H83ZM55 190V191H54ZM7 191H8V193H7ZM63 192H64V190H63ZM64 192V193H65ZM71 192V193H70ZM169 192H171V191H169ZM174 192V191H173ZM176 192V191H175ZM24 193H25V195L27 196V197H29V191L25 188L24 189ZM43 193H45V197H44V194ZM167 193V194H166ZM165 193V195L166 196H168V194H169V198L167 197H165V199H172V198H174V197H177V195H178V193H175V195H174V193H168V192H166ZM8 194V196H6ZM43 194V195H42ZM55 195V196H56ZM42 196V197H41ZM58 196V195H57ZM60 196L61 195H59V198H60ZM45 198V199H44ZM164 198V197H163ZM162 199V198H161ZM165 199H162V200H165ZM58 201L59 200H57V203H58ZM2 202H4L3 204H2ZM121 203H124V204H126V202H124V198H122V201H121ZM85 206H84V205ZM82 205L83 206H81L80 208H81V210H82V208H83V211H81L80 213H77V214H75V215H72V216H68L67 215V218L64 220L63 219V221H62V223H63V227H62V229H60V233L61 234H58V236H57V234H53V232L55 233V231H59V228H60V223H61V218L60 217H58V219H55V220H53L54 219V217H53V215L50 213L49 214V216H50V218H49V220H51V221H48V225L45 227V228H40V226H37V225H35L36 223H32L31 224V228H30V232H28L27 234H22L20 237H21V239L19 238L17 241H16V243L15 244H9V245H7V246H5L4 247V249L2 250V254H3V256H5V258L6 259H9L8 260V262H9V264H15V263H19V264H34L35 262H38V263H36V264H48L47 262H49V257L51 256V254H54L55 252L57 253H61V252H63V251H65V250H70L69 252H70V254L71 255H74V257L75 258H73V261H72V263L71 264H96L95 262H97V260L98 259H100V255H99V252L101 253V251H100V249H104V247L105 248H108L109 246H110V244L112 245L113 244V242L115 241H118L119 242V240L120 239H122V241L124 242V245L127 247V249L128 248H130V246H132L131 244H132V242H133V244L135 245L136 244V246H132V251L137 255L138 253H139V251H142L144 248H146V247H139L140 245L142 246V244H144V243H142V240H146V238H147V235H150V237H149V239H151V237H152V241L151 240H149L148 238H147V240L149 241L148 243H151V244H148L149 246H147V251H145L146 249H144L142 252L145 254V252L147 253H150L149 254V259L146 261V262H149V264H150V261H151V259H152V261H151V264H152V262H155V264H158L159 262H158V257L160 256V254L158 253V250L157 249H155L156 247L158 248V246L159 245H154L155 244V240L157 241L158 240V244H162V246H160V248H163V249H160L159 251H160V253H162L163 251H161V250H165L164 249V245L165 244H168V243H166V242H169L168 240H175V241H177V243L174 241L173 243H176V245H175V247L171 244L172 243V241H171V243L169 242V244H171V246H173V248L171 247H169L168 245V247L170 248L169 250H168V247L166 246V251H164L165 253H167L169 256L171 255L172 256V254L174 253H176L175 251V249H177L176 248V246L178 247V249H179V243H178V239H174V238H171V236H168V234H166V237H164L162 234L165 232H163V231H161L160 229H157V228H153V229H149V230H146V231H143V232H149L150 234H148L147 233V235L145 234V233H143L142 232V234L140 235L139 234V232L141 233V231H138V229L136 228V226L134 225V223H132L133 221H132V218H134V216H137V215H135V213L137 214L138 212H139V210H138V212H137V208L139 209V206H138V204L137 203H132V204H130V203H127V205H128V207L126 208V206H124V204H122L121 205V207H120V210L119 211H112L111 212V214H112V216H113V214L115 215L114 217H118L119 216V218L118 219H116L115 218V220L118 222V225H117V223H115V224H113L111 227H108L107 226V228L106 229H102L101 231H100V228H98V227H95V233L96 234H98L99 233V235L98 236H100L99 238H101V239H99L98 241H96V240H94L93 241V243L91 242V243H84V244H82V245H80V244H78V241H79V238L80 237H83L84 236V234H83V232H84V228L82 229V231H81V228L82 227H84V224H85V222L86 221H88V219H89V217H91V213L92 214H94L95 212H96V208H95V206H89L88 207V205H86V203H83ZM130 206V207H129ZM86 207V208H85ZM88 207V208H87ZM87 209V210H86ZM51 210H53V209H51ZM126 210H128V211H126ZM123 212V213H122ZM133 212H135L134 213V215L132 214ZM122 213V214H121ZM27 214V213H26ZM131 214V215H130ZM125 215V216H124ZM128 215H130V217H128V219H127V216ZM133 215V216H132ZM12 216V215H11ZM10 216V219H9V221H8V223H2V222H0V243L2 244V243H4L5 242V240H7L8 241V237L11 235V227H12V225H14V221H15V219L13 218V217H11ZM26 217H28V216H30V217H28L27 218V220L28 221H32L33 220V218L35 217L32 213H29L28 215H25ZM121 216H123L122 218H124V222H123V219L121 218ZM135 218H137V217H135ZM86 220V221H85ZM130 220H131V222H130ZM64 221H65V223H64ZM216 223H219V224H221L222 222H224L225 221V218L223 217V218H217L216 220ZM222 221V222H221ZM68 222V223H67ZM84 222V223H83ZM87 223V222H86ZM120 223V224H119ZM122 223V224H121ZM129 223V224H128ZM130 223H132V225H134V226H132ZM201 223H202V221H201ZM12 224V225H11ZM126 224H128V226H125ZM197 225H196V227L197 226H200V225H198V224H200V223H196ZM56 225H58L59 226V228H57L56 227ZM67 225V226H66ZM195 225V224H194ZM82 226V227H81ZM65 227V228H64ZM69 227V228H68ZM92 227H94L93 225H92ZM127 227V228H126ZM134 229V230H132V228ZM194 227L193 228V225L190 227V228H193V229H190L189 230V228H188V232L190 233V234H188L187 235V232L184 234V240H185V246L186 247H188L187 248V250H186V248H185V250L186 251H184V253L187 255V256H190V258H192V259H195V256H197V251H195L196 249L198 250H201L202 249V247H203V243H204V241L206 242V237H205V232H206V230H207V224L204 222V223H202V225H201V227ZM7 228V229H6ZM48 229V230H47ZM51 229V230H50ZM120 229L121 230H123V232L125 231H130L131 232V234H130V232H129V235H131V236H128L127 235V233H128V231L125 233L124 232V234L126 235L125 237L127 238V236L128 237H131L132 238V240L131 239H129L128 241H127V239L126 238H124L123 239V237H124V234H123V232H121L120 231ZM201 229V232L199 233V230ZM6 230V231H5ZM25 230H26V227L25 228H23V230L22 231H24L25 232ZM116 230V231H115ZM140 230V229H139ZM158 230H160V232H162L161 233V237H163V239H164V241H163V239H160V238H158V235L160 234V232L158 231ZM52 231V232H51ZM110 233H109V232ZM119 231H120V233H119ZM157 231V232H156ZM56 232V233H57ZM117 232H118V234H117ZM159 232V233H158ZM30 233V234H29ZM166 233V232H165ZM165 233H164V235H165ZM204 233V236L202 235ZM3 234L6 236V237H4L3 236ZM118 236H117V235ZM135 234V235H134ZM158 234V235H157ZM199 234H201V235H199ZM41 235H42V237H41ZM82 235V236H81ZM112 235H114V236H112ZM115 235L117 236V238L119 237L120 239H116V238H114L115 237ZM122 237H121V236ZM140 235V236H139ZM144 235V236H143ZM146 235V236H145ZM28 236V237H27ZM189 236V237H188ZM206 239V240H204L203 239V237ZM23 237V238H22ZM26 237V238H25ZM39 237H41V238H39ZM62 237V238H61ZM112 237L114 238V241L112 242ZM135 237H136V239H137V237H138V239H139V243H137L136 242V240H135ZM146 237V238H145ZM26 240H25V239ZM30 238V239H29ZM46 238H47V241H46ZM55 239V240H54ZM126 239V240H125ZM22 240V241H21ZM60 240V241H59ZM63 240V241H62ZM160 240H162V242L160 243L159 241ZM187 240H188V242L190 243H186L187 242ZM19 241V242H18ZM21 241V242H20ZM42 241V242H41ZM58 241V242H57ZM62 242V243H61ZM100 242V243H99ZM114 242V243H115ZM135 242V243H134ZM226 244L222 247V252L224 251L225 253H227V252H229L230 251V249H233V248H229V247H232L231 246V241L229 240V239H226ZM18 244H19V246H18ZM49 244H50V246H49ZM156 244H157V242H156ZM194 244V245H193ZM147 244H144V246H146ZM150 245H152L151 247H150ZM189 245V246H188ZM8 246H9V248H8ZM12 246V247H11ZM48 246H49V248H48ZM98 246V247H97ZM195 246V247H194ZM102 247V248H101ZM153 247H155V248H153ZM192 247V248H191ZM7 248V249H6ZM47 248L49 249L48 251L50 252H48L47 251ZM140 248V249H139ZM133 249H138V250H133ZM177 249V250H178ZM189 249V250H188ZM191 249H193V251H192V253L190 252L191 251ZM85 250V251H84ZM172 250V251H171ZM61 251V252H60ZM172 252V254H171V252ZM16 252V253H15ZM89 252H91V253H89ZM142 252H140V253H142ZM178 252V251H177ZM188 252V253H187ZM190 252V253H189ZM11 253V255H9ZM13 253V254H12ZM157 254H159V256L157 255ZM173 254V255H174ZM177 254V253H176ZM196 254V255H195ZM15 255V256H14ZM43 255V256H42ZM68 255V254H67ZM92 255V256H91ZM148 255V254H147ZM153 255H155V259L152 257V258H150V256H153ZM8 258H7V257ZM175 256V255H174ZM90 257V258H89ZM92 257V258H91ZM213 256H211L210 258L212 259V260H210V258H209V260L211 261V263L213 264L214 262V264H217L216 262H218V258H215V259H218L217 261L215 260V259H213L212 258ZM88 258V259H87ZM11 260V261H10ZM154 260V261H153ZM157 260V261H156ZM214 260V262H212ZM210 263V264H211ZM245 264H255V260L253 261V259L251 258V260L250 259H248V260H246L245 262H244ZM146 264V263H145ZM154 264V263H153Z\"/></svg>","mask_w":264,"mask_h":264}]
</instances>
